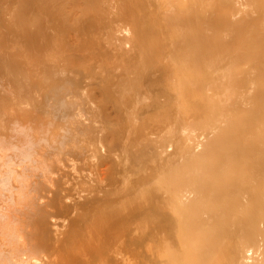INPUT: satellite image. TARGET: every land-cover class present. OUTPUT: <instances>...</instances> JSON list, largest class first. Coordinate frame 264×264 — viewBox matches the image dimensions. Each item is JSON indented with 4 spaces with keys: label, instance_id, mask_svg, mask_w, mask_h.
<instances>
[{
    "label": "bare ground",
    "instance_id": "bare-ground-1",
    "mask_svg": "<svg viewBox=\"0 0 264 264\" xmlns=\"http://www.w3.org/2000/svg\"><path fill=\"white\" fill-rule=\"evenodd\" d=\"M18 1H20L19 3H22L21 4L22 6L19 3H17ZM22 1L23 0H16L15 2L18 5L13 2L18 7L20 5L19 9H17L18 7L13 6V7H15L14 9L16 10V13H18L19 10L21 12L22 8L24 9V6H23L24 5L23 4L24 1L23 2ZM52 1H54V0H49L48 1V2L52 3V4L49 3V4H51V5H49L51 7H52V5L57 6V4L59 3L58 6L61 7L64 4V6L61 7V8H64V7L67 6V4L70 3V0H69V3H67V4H66L67 0H65L63 2H61L62 0H60V1L58 0V3H55V2H57V0H55L54 2H52ZM73 1H74V3H70V5L76 3L75 0H73ZM92 1H94L93 6L95 8L99 6L101 8L98 7L97 8L98 10L99 9L104 10L103 11L104 14H102V13H100V10L98 12V10L96 9L98 14H101L100 16L102 18L101 19L99 17V15H97L95 13L97 17H95L94 19L98 23L94 22L93 21L94 19L91 20V18H92L91 16L90 17L88 16L89 19L85 16V15H88V14L92 15V13L94 14V12H95V11L92 12L93 9H94V7H92V3H90ZM92 1L91 0H87V2L89 4L85 0H81V2H79L81 4L76 3V4L80 5V7L83 6V4H84V7L87 6L88 9H89L88 10L87 7L86 8L82 7L81 10H80V7L76 8V9L80 10V11L78 10L80 13L78 12L79 14L75 15L77 18H80V20L78 19L79 23L75 21L77 18H75V16L72 15V12H73L72 10L74 9V7H72V6L68 5L69 9H70L68 11V13L64 12L65 11L64 9L62 10V9H60V7L59 8L58 7L54 8V6H53V9H55V10L53 12L50 11V12H52V14L47 13L45 11L47 14H50V16L48 15V17H47V14H46V17H47L45 19L46 21H47V19L49 20V17L51 19V16L55 15L57 13V11H60V10H61L60 12L63 11L62 13L58 12L61 15H59L58 13L57 14H58V17L59 16L62 17L61 21H60V19H58V20L60 22H62V24L64 23L63 25L62 24H60V25H62V26L65 25V27H63V28L61 27L63 30L61 28H58V30L60 29L61 32L60 31L56 32L58 34H56L54 32L53 35H52V32L55 30V28H53V26L55 25V27H57L58 24H56L57 21L55 19H57L58 17L54 16L55 19L54 20L51 19L55 23V24L51 23V25L49 23L50 21H47L48 23L46 21H40V19L42 18L41 14H43L44 10H47V9L49 10V9H52V8L48 7V6L47 7L44 6L45 3H46L44 1H43V3L41 1V3H39V4L37 3L38 1L34 2V3H36L37 6L39 5V7L42 8V11H41V8H39L40 11L38 13V7L36 5H34V8H31L32 9L31 11H33V13H34L35 10H33V9H36V13H38V16L40 15L41 18H39L37 16L36 17L39 18V19L35 18L36 13H34V16L32 17L33 19L30 18L31 17L30 16L29 19H27V20L28 21L30 19L31 20H35L34 22L40 21V22H42V24H43V22H45L46 24H48L47 26H49V27H47V29L49 28V32L51 31V29H54V30L51 31L50 35L47 34L49 32H46L48 30L45 31L46 32L45 34H47V36L49 35L48 38L51 37L50 39H52V41H53L52 42L50 39H49L50 41L46 40V43L47 42L49 43V44L47 43V46L48 45L49 46L48 47L47 46L44 47V49L48 48V50H47L48 52L50 51L49 52V56H47L48 55L47 51L46 52L43 51V46H45V44H46L44 42H45V39H47V38H45V39L43 38L42 42L40 41L38 43V41L40 39L39 36H41V35L40 34L39 35L38 34H32V33L36 31V30H34L35 28L39 29V28L35 27L36 25L38 26L39 23L34 24L30 20L29 22L26 21L27 22V25H26L24 19L22 18L23 17L22 15L27 13V12L26 13L24 12L25 10L22 11V12H24V14L23 13H21L22 15L20 13L17 14V16H19V14L21 15L20 16V20L23 19L22 23L24 22L23 24L25 26L21 22L19 23L17 21L14 24V22H13L14 19L19 20V18L18 19L14 18V17L12 18V16L16 14V13H14L15 10L13 9L12 6H10L12 8L11 9L8 8L7 11H6V7H5V9H3V11H5V13H4L5 15L1 13L4 17H6V15L11 17V19L9 17V21H6V20H8V18H4V19H5L6 22H9L8 24H10L11 27L13 26L12 27L13 29H10L9 28L10 25L6 24V22H3L2 23L3 27L6 25L10 29V31L13 32V33L11 32V34H9L10 32L9 33L7 32V31H9V29H7V31L5 30V32L3 34H5L7 32L8 33V37L10 39L12 37L10 42L12 43V41H13V43H14V41H15V43L14 44L12 43V45H15V46L17 45L16 49H15V46H12L11 43H9V42L6 43V41L9 40V39L7 40L8 37H4V39H5L4 42L5 43L4 42L3 43L6 44V45H4V44H2L0 42V44H2V46H0L1 47L0 50H3L2 53L4 51L6 53L9 52V50L11 48V47H9V45H11L13 48H11V51H10L9 54L8 53L7 54L3 53L2 56H4V55L5 56L6 55L9 56L10 55L9 57L8 56H6V57L10 58V60L12 62V60H13L12 56H13V58L17 57V56L15 57V53H17L18 45H19V43H21L19 45V47H20L19 50H21V49L22 50L21 51L18 50L19 54L17 53V55H18L17 59L24 62V61H27L30 58L31 61H29V60L28 61L31 62V63H29L28 67H26L27 65H25V66L23 65L24 68H22L21 64H20L21 62L16 60V59H14V63L12 62L11 67L9 69V68H7V66L11 63L10 60H8V62L7 61L5 62V59L1 60V58H0V60H1L0 61V68L2 67L1 70H0V72H1L0 73V264H264V229L261 230L263 232V234H262V236H263V246L261 245L262 246L261 248L259 246H255L256 247V248L254 247L255 250L258 251V252L253 250L256 254L254 253L253 254L254 256L251 255L252 257H250V256L246 257L245 254H244L246 252V250H247V246L246 245L248 243H250V244L254 243V238H255V237L253 238V236H250L251 232H249V234L247 232L250 229L249 228L250 225L253 224L251 222V220L249 219V217H248V220L252 224L249 225L247 223V224H245L246 227L244 225H240L241 228L244 227V229L243 228L240 229L243 232L242 233L243 236H244L245 233H247L249 236H247V234H245V236L243 237L241 233H240L241 235L237 234L236 231L238 229H236V228H234L233 230L232 229H228V230H231L230 233H232V234L236 232L237 236H235V238L236 237L239 238V239H237V238L234 239L233 238L234 236L232 234L229 235L230 237L232 236L231 239L235 240L234 243H233V241L230 242L231 239L228 236V234H230V233H228L226 230L225 231L223 230L224 232L220 231V229L222 230L224 228V225L226 226V224H224L225 222L222 220V223L224 222L223 226L221 225L222 228L218 226L220 228V229L218 228L219 232L224 233L223 235H221V237L223 236V237L226 238L228 236L229 239H230L228 242L230 244L231 243L232 244L231 245H229L228 243L224 244V242L225 243L227 242L225 240H228V238H226V239L219 238L218 236H215V235H217V234L220 235V233H217V232L214 233V231H213V234H215V235L210 233L211 236L212 237L215 236L216 240L217 239L222 240V243L220 241V242H217L218 244H216L215 243L216 240L213 242V240H214L213 238L211 240V243L213 242L217 246H219L220 243H221V245L224 244V245H227L226 247H229V246H231V247L228 250L229 252H227L225 250L228 254L222 253V252L219 253L218 251L216 252V250L211 253L210 251H208V249L206 247V244H202V242H201L202 241V239H200V237L202 235L201 232H198L197 230H193V228L189 232H187V231H186V233L184 232L186 235L183 232L182 233L179 232L178 228H175V227H177L176 224H174V222H173V221H176L175 223H177V221H178V220H174V219H176V217H174V216L171 217V222H173L171 224H169L166 221L163 222L164 218H161V220H160V218H159L160 214H161L160 211L162 210V206H164L163 202H164V200L166 198L162 197V195H160V193L158 191L160 189V187H161V181H160L161 178H162V176H160L161 170L167 164L170 165V162L173 161L172 160L173 156H175L177 154L179 155V154L182 153L181 154V156H182L181 157L182 158L181 159V163H179L180 166H178V167H180V168L189 167V168H192L193 170H191V172H187L185 174L183 173L184 174L183 175L182 174L183 171H180V174L172 173L173 170L171 168L172 171L168 170L169 172H167L168 174H166L167 175L166 178L164 179V177H163V179L165 180L164 183L167 184V185H170V187L175 185V186H177L179 188H181L182 186H194V185H196L195 187H196L197 190L194 191V194H192L191 192L190 193L193 195L194 198L199 199L202 196H204V193H206L208 196H214L216 194V191H218L221 194H224V193H222V191H224L226 186L230 185V184L227 183V181L228 182L230 181V177L232 175L229 176V175L223 174V172L219 168L220 165H223V164H221V159H223V157H221V156H220V158L217 159V162H215V164H211V166H205L206 167V171L202 172V170H198V168L201 165L204 166V164L207 165L209 163L208 162L209 161L208 160L209 154L211 155L212 153H214L216 151L222 152L221 150H223L225 148L227 149V151H235V154H236V151H237V153H241L242 154L241 151L238 152L240 150L241 146H242V148L245 147L246 152L248 151L247 153H249V151L251 153L255 152V154L257 156V157L255 156V162H258L259 161L258 155L262 151L264 153V135H263L264 134V127L262 126V125H264L263 124L264 122H262L260 120L261 117L259 118V116H260L259 114L261 112L258 109V106H259L260 103L263 104V106H264V11L263 12H261L260 10L257 11L256 8H255V11L258 13L257 16H255L256 15L255 11L252 10L253 13H255V14H253L251 12V10H249L250 13H247V16H245L243 18H240V19L238 18V21H231L232 16L234 15V13H237L240 10H242L241 8H240V10H239V8H237L239 10V11L237 10V12H232V10H231V12L228 11V13L226 12L225 14L220 12V11L222 10L223 7H224L223 10L225 8L227 10L228 6L229 7L231 6L230 8L232 9L233 6L234 7L236 6L235 4L237 3V0H218V1L216 0V3H214V4L219 5L218 3L221 1L220 2L221 5H223V4L224 5L223 6L219 5L220 8L218 6H216L217 7L216 10H215V7H213L214 9L212 8L209 11L207 9L206 10L207 16H206V14H204L205 11L204 12L203 11L202 12L197 11V12H200L201 14L203 13V15H205V16H203V15H201L199 13H196V10L194 9V7L195 8H197V7L195 5H194V7L192 6L193 4L197 5V2H195V3L193 2L195 0H192V1H190V0H186V1L185 0L184 1L181 0L182 1V5H184L183 8L185 10L182 9V10H184V12H180L181 10L177 6L180 1H178V0H162L164 2L162 3V6L160 7L161 10L160 11L156 10V13L153 12L155 10L152 11V9H154L152 5H153L155 0H153V1L148 0L149 1V5H148V1L146 0L147 2L143 1L145 3L146 7L143 8V6H144L143 5L142 6V10H139V12H141V11L143 12V10L147 8L149 10L151 9V11L153 13V14L151 13L152 15H154V13L158 14V17H161L160 22L158 20V23H157L156 19H154L155 20V24H159V28H158L159 31H157V33L161 32L162 34H165L161 30V29H164V27H165V29L166 28L169 29L168 32L170 31V33H171V34L169 33L170 34V38H168L167 34L163 35L164 37L167 36V37L163 38L162 34L160 35V33L158 34L160 36L158 37V35H157V38H156L155 37L156 35L154 36V34H153L154 32L153 31H151V32H153L152 35L154 36V38H153V36H152V38L148 37L151 34V32H149V34H148L147 31L149 30L148 29L149 26L151 27V24H152V27H154V28L151 27L150 30H152V29L154 30L155 29L154 30L155 32L157 30L155 28V26H153L154 22L151 23L152 21H154L153 18H156L157 15H155L156 17L153 16L151 22H149V21L148 22H144V21H147L146 19L149 17V14H148V16H145V15H147L148 12H151L149 10L147 11V9H146L147 12L144 10V12H146V14L140 13V14H143L145 16V18H143L144 17L143 15H142L143 17L141 16L143 18V19H141L142 23L139 22V20H134L133 19L136 23H139L140 25L141 24H143V25L145 24L146 25L145 26L146 27L145 31L147 33L146 32L144 33V31L142 29L143 25H141V26L139 25V27H135L137 25L131 19V20H128V21L129 22L131 21L133 23V25L131 27L132 23H130V24L128 23L130 25L129 29L130 28L131 29L129 30L130 34L127 35L129 37L127 38V36H123V35L127 34V31H126V34L123 33L124 29L121 30L122 31L121 36H117V34H115V32L117 33V31H118V29H120V27L126 25V24L125 25L123 24L124 21L127 22L126 19L120 20V18H121L120 16L123 15V17H124V15H125L124 13H126V12H123V10H125V8H122V7H124V5L126 6L127 3L123 2V0H118V2H116V3H118L117 5H119V4L122 5V7H120L121 9H119V10H121V14H120V11L118 10L119 6L114 5V7L119 11V12H117V10L114 9L113 5H111V3H109L111 0L110 1L107 0V1H109L108 4H107L106 0H104V1H106V4H105V2L103 0H98V1L97 0L96 1L92 0ZM99 1H100V3H101V1L104 2L105 6H103L102 3L101 4L99 3V5H98L97 3ZM114 1H117V0H114ZM133 1H135V0H132V3H133ZM187 1H190V2L187 3ZM77 2H78V0H77ZM82 2H85L86 5H85V3H82ZM95 2H96L97 5L95 4ZM119 2H123V3H119ZM143 2H139V3L142 4ZM151 2H153V3H151ZM222 2H223V4H222ZM245 2L246 1H244V4H245ZM136 3H138V2L136 1ZM160 3H161V1H160ZM239 3H241V2H239ZM41 4H43V5L41 6ZM133 4H135V2ZM200 4H202V3H200ZM204 4H206V3H203V5ZM251 4H249V8L248 9L251 8ZM263 4H264V2H263ZM101 5L103 6V8L104 7L105 8L103 9ZM109 5H110V8H108L109 9L108 10L107 7H109ZM150 5H151V8H150ZM189 5L192 6V7H190ZM43 6H44V8H43ZM127 6L129 7V5H127ZM133 6L134 5H132L131 7H133ZM137 6H138V4H137ZM159 6H160V4H159ZM176 6H177V8H176ZM185 6H186V8H185ZM187 6H189L190 8L189 7L187 8ZM32 7H33V5H32ZM70 7L73 8V9H71ZM90 7H92V11L90 10ZM128 7H127V9H128ZM131 7L129 9H131ZM154 7H155V5H154ZM254 7H252L251 9H253ZM156 8L157 7H155V9ZM202 8H203V6H202ZM29 9H30V7H29ZM83 9L84 10L86 9L89 13L87 11H85V13L83 12L85 15L82 16L81 11H83ZM105 9H106V13H105ZM110 9H114V11L112 10L113 12L110 13L111 15L108 17L107 14L111 11ZM129 9H128V13L131 12L130 14H132L131 16L133 18H134L133 15H136L135 19H139L140 18V16H139L140 14L139 13L133 14L134 13L133 10H135V9H133V10H129ZM193 9L195 10V12H192L193 13L192 14L193 17H192L191 14L189 15L188 13L191 12V11H194ZM248 9L246 8V12L248 11ZM8 10H9V12L10 11L11 12L9 13ZM67 10H68V8H67ZM115 10H116V13H115ZM212 10H215V11H212ZM244 10L245 9H243L242 11H244ZM90 11H91V13H90ZM168 11H172L171 14H169ZM6 12H8V13H6ZM45 12H44V14H45ZM70 12H71V14H69ZM74 12L76 13V10ZM74 12H73V14H74ZM223 12H225V11H223ZM64 13H66L65 16L63 15ZM117 13L120 14L119 15V19L117 18V15H118ZM195 13H196V15H195ZM242 13H244V15H246L245 12H242ZM10 14L11 15L13 14V15L11 16ZM95 14L92 15V16L94 17ZM114 14H117V15L113 16ZM130 14H129V17H131ZM198 14H199V16H198ZM67 15H69V16H67ZM102 15H104L103 16L104 18L102 17ZM200 15H201L202 18L200 17ZM237 15H238V13H237ZM26 16L27 15H25V17ZM66 16L68 18V21L70 20L69 18L71 16L72 22L74 21L76 23L74 26L71 25V24H70L71 25L70 26L69 23H68V25L70 27L68 25L67 26H68V28H70V30H71V28L72 29L74 28L76 30L77 27H78L77 24L82 23L81 24L82 26L80 27V25H79L78 29H80L81 31L84 29V32H82V34L84 36L82 34L81 35L78 34V29L76 31L74 29H73L74 31L72 30L73 31V36L77 34L78 37L82 36V37L85 38L87 35L84 34V33H86L85 31L88 30L89 31V32L87 31L88 35H90L92 33L91 34L92 36L91 35L90 36L93 38V40H95V38H96L95 41H97L99 39L98 38L99 36L101 38V36L104 34V31L106 32V30L109 29L108 27H109V25H111L110 24L111 20L109 21V19H110L111 16L116 18V19H118L116 21L120 20L119 22H121V21L123 22V23L121 22V24H123V25H121L118 29H115L120 24L117 27L112 28V27L116 26V25L112 26L113 25L112 22L115 23L116 21H114L115 20L114 18L113 19L111 18L113 20L111 22L112 23V25H111L112 27L110 26V29L108 30L111 33L110 32L108 33V31H107V33L104 34L105 36H108V37L107 38L105 36L102 37L103 41L100 42V46L103 45V42H106V44L108 42V44L110 43V45H111L110 47L111 48L113 47V48L111 49L105 44L104 45L105 47L103 49H100L99 51L102 52V50L104 51V49L108 47L109 50L111 51V53H113V56L110 55V54H106V56L110 55L113 58H115L116 61L114 59H112V60H114V62L117 63V61H118V63H119L120 56H122L124 58L121 57L122 58V60L120 61L121 64L124 63L125 61H126L125 63H127V61H128V63H129L128 65L129 66L128 65L127 66L129 67V69L131 68L130 63L134 65V67H133V65H132V67H133V69L135 71L133 70V72H131L132 70L130 71L128 68H126L127 66H126V64H124L126 70L128 69L129 71H127L128 72L127 75L124 78L121 77V79L128 78L127 81L121 80V79L119 80L116 77L115 78L117 80L115 81V78L114 79L112 78V80H114V81H112L111 79H107L106 78V74L104 76L101 75L103 73L102 72L103 69L105 68V67H103V65L105 63L102 66L99 63L101 61L105 62L104 60H106V59L102 60L103 58H101L100 59L101 61L96 60V58H94V57H97L98 55L96 56V53H95V55L92 56L95 59L94 63L96 61H99V63L96 64V66H95L94 63H93L94 59L90 58V56H89L90 54L92 55V53L89 54V52H88L89 55L86 53V51L89 50L88 48H90L91 46L87 45L89 47L86 48V50H85L86 44L84 43L81 46L79 44V43H83V41H84L83 38H82L83 40L81 38H79V39L77 38L79 43L76 41L77 44H79L80 51H79V49L77 47L78 45H76L77 49L73 45V44H75V43H73V42H75L73 40H76V39H73L72 40L73 42L71 43L70 42L71 40L69 39L70 40L69 41L66 38V40L69 42V43H67L65 38L64 39L61 38V37H63L65 35V33H67V34L70 33L69 29H68L69 32H68L67 29L65 30V28H67L66 27L67 22H66V24L64 22V19H65V21H67ZM54 17L52 16V18H54ZM195 17L197 18V20H196ZM198 17H200V18H198ZM82 18H84V20H81ZM105 18L108 19V20L106 19L108 21L107 23H106V20L104 21ZM127 18H128V16H127ZM36 19H37V21H36ZM62 19H63V21H62ZM193 19H194V21H193ZM25 20H26V18H25ZM41 20H43V18ZM87 20L93 21L92 24L89 21H87ZM148 20H149V18H148ZM195 20L198 21L199 23L198 22L196 23ZM59 21H58V23H59ZM81 21H83L84 23L81 22ZM85 21H87V22H85ZM69 22H71V21H69ZM74 22H73V24H74ZM99 22L100 23L104 22V24L105 23L108 24L107 29L102 27L103 29H105V30L102 31V28H101V25H99ZM45 23H44V26L46 25ZM86 23H87L88 26H91V25L95 26L96 24H98V26H100V27L98 28L96 26V29L98 28L97 30L100 31V32H98L95 29L94 26L86 28L87 26L86 27L84 26ZM118 23H115V24H118ZM148 23L149 24L151 23V24L148 25ZM179 23H180V25H178ZM194 23H196L197 26ZM12 24H14L15 26L18 25L16 27L17 29H14L15 26L12 25ZM21 24L23 25L24 28L22 27ZM30 24H33V25H30ZM106 24L104 25V27L107 26ZM60 25H58V26L60 27ZM182 25L185 28L183 31L180 30L181 29L180 26H182ZM31 26H33L34 29L33 28L31 29L30 28ZM75 26H76V28H75ZM178 26L180 27V29H179ZM190 26H191V29H190L191 32L189 30V32H190V34L188 33L189 36L187 34H186L187 36H185L184 33H187V32H185V30L187 31V29L190 28ZM192 26H195L194 28L196 30L194 29V32H193V27ZM50 27H52V28H50ZM82 27H85L86 30H85V28H82ZM89 28H91V30H92V28H94L95 30L93 29L92 31H90ZM111 28H112V30H111ZM23 29L29 30V31H25L29 35L28 38H27V35H26L27 33L23 34L24 36H22V38H19L20 37V32L22 34L23 31H24ZM177 29H179V32H181V31L182 32L178 33V31H176ZM80 30H79V32H80ZM219 30H223L222 32H224V30L225 31L227 30L228 32L226 31L227 33L225 34L226 35L225 38L226 37H227V39H228V37L230 38L229 40H227L228 42L226 40L223 43L221 42V44H222L221 47L219 46V42H218V39H217L218 37H216L214 35L210 36V32H214V31L221 32ZM39 31H40V29L37 30V32H39ZM64 31H67V32H64ZM165 31H167V30H164V32ZM1 32H3V31H1V29H0V35H1ZM37 32H35V33H37ZM62 32L64 33V35L62 34ZM192 32H193V34H191ZM29 33L32 34V36ZM39 33H41V32H39ZM71 33H70V35H71ZM98 33H100L101 35L100 34L98 35ZM141 33L142 34L144 33V35L148 34V36H147L148 38H146V40H145L143 35H141ZM157 33H155V34H157ZM15 34H16V36L18 35L17 38L19 40L16 39V36H14ZM45 34H43L42 36H45ZM55 34H56V40L58 39V37H60L61 35L62 36L59 38V40L56 41V40H54L55 39L54 38ZM109 34H111L110 35L111 39L112 38H114V39L117 38L118 39V40L115 39V40H117L118 44H119V41H120V44H121V40L123 41V38L126 37L127 38L126 41L124 40L122 43L123 44L124 43H128L127 46H131V47L129 48V47L125 46L126 48H124L123 45L122 46L120 44L118 45L116 42H114V44L109 42L108 40H111V39H109ZM216 34H218V33H216ZM2 35H1V37L3 38L4 35L3 36ZM11 35H13L14 37L11 36ZM34 35L39 37V38L36 37L38 40H36L35 37H33ZM97 35H98V37H97ZM182 35H184V36H182ZM30 36H31V38L33 40L30 38ZM67 36H65V37H67ZM73 36L72 37L70 36L69 38H73ZM120 37H121V40H120ZM182 37L183 38L185 37V39H183ZM186 37H187V39H186ZM90 38L88 36L87 40H89V41L92 40ZM26 39H28L29 41L27 42ZM34 39H35L36 43L38 44L37 48H35V47L33 48L31 46V45L34 46L36 44V43H33V42H35ZM102 39H100V40H102ZM182 39H183V41H182ZM3 40H1V41H3ZM21 40H23V41H21ZM60 40H65V42L67 44L73 45L75 50H74V48L72 50V48L69 47V48H71V49H69V51L71 50V52L78 51V53H81L82 50H83V53H81V55H79V57L80 56L81 57L80 58L78 57L79 60L76 58L77 59V61H76V59L74 57V56H77L78 53H77V55H75V52H73L74 53V56H73L74 58H73L72 57L73 54L72 53H70L72 55L69 54L68 48H66L67 49L66 51L68 52L67 56H66V54H65L66 52L64 51L63 48H65V46L67 44L64 43L65 45H62ZM93 40H92V42L94 43ZM100 40H98V41H100ZM25 41H26V43H24ZM30 41H32V42H30ZM58 41H60V42H58ZM113 41L114 40H112V42ZM55 42H57V43L62 45V47L60 46L59 49H62L63 53H62L61 50L60 51L58 50L57 44H55ZM235 42H236V44H235ZM8 43H9V45H8ZM28 43H31V45H29V47L27 46ZM42 43H44V45ZM22 44H24V45L26 44V46L28 48H30V46H31L32 47V51H31V48H30V52H32V53H29L28 51L26 53V49L25 50L23 49L25 47ZM96 44L99 45L98 42H96ZM41 45H42L41 48H42L43 52L41 51V53H40V51H38V48ZM83 45H84V49L81 50V48H83L82 47ZM232 45H237L238 46L236 51H235V49H234V47ZM5 46H6V50L4 49ZM50 46L53 47L54 51L52 50V48H50ZM7 47H9V48H7ZM96 48H99V47H95V48L91 47L90 49L93 50L92 52L94 53V52H96ZM232 48H233L234 52L231 51ZM35 50H37L38 52L37 51L35 52ZM112 50H114V51H112ZM51 51H53V52L51 53ZM55 52H57V53H55ZM101 52H100L99 56H101V54H102ZM104 52L108 53V51H104ZM41 54H43L42 58L40 57ZM64 54H65V56L62 57ZM68 54L71 57H69ZM37 55H38L39 58H37ZM44 55H45V57H44ZM102 55L105 58V56H104L105 54H102ZM65 57L73 58V59H75L76 62H74L73 59H72V61H73V62L71 61L72 64L65 63L67 61L70 62V60H71V59L67 60ZM64 58H65V60H63ZM39 59H40V65L38 64L39 63ZM45 59H47L49 61L53 60L52 62L51 61L49 62L51 64V66L48 63V61L45 63L46 65H42V69L44 68L43 66H45V68L47 67V65L50 66V67L45 69L46 73H45V71H43L44 69L42 70L41 68H39L41 66L42 61H44V62L46 61ZM90 59H92V61H90ZM203 60H206V61L208 60V61L207 62H205V61L202 62ZM4 62H5V65H4ZM44 62L42 64H44ZM88 62H91V64L90 63L89 64L93 65V67H94L93 70L94 71L93 70L92 71H93L94 74H95L96 70L99 71L100 68L101 69L103 68L102 71L100 70V72H96L98 75L97 76L94 75L95 77L92 76V75H91L92 76L91 77L89 75L90 73H88V75H86L87 71L91 72V71L88 70L90 68V65L87 66ZM114 62H112L111 63L112 65H110V66H113V68L111 67L113 70H115V67L121 66V64L119 63L120 65H117V66L114 67V65H113ZM201 62L205 63V64L201 65ZM26 63H28V62H26ZM74 63H76V64H74ZM109 63H110V61H109ZM219 63H221V66L218 65ZM1 64L4 67H6L8 70L5 68L6 69V71H5V69L3 68V66ZM15 64H18V65H15ZM240 64H243V65L246 64L247 67L242 66ZM38 65H39V67H38ZM107 65H109L108 62L105 65L106 69H108ZM85 66L89 67L88 69L86 67V70H87L86 72H85V69H84ZM218 66H219V68H217ZM76 67H78V68L76 69ZM121 67H123V66H121ZM200 67H202V68H200ZM79 68L81 70L82 69H84V70L80 71ZM111 68H109L108 70H110ZM204 68H205V70H207V68H212V69L216 68L217 71H216V69H213V70H215L217 75L214 76V77H209L207 75H194L192 73V70H202V69L204 70ZM48 69H49V71H48ZM106 69H104V70H106ZM120 69L121 68H119V70ZM137 69L140 70L139 73H138L139 70L137 71ZM218 69H221V70L218 71ZM17 70H21V73L17 72ZM36 70H38V72L41 70L43 74L40 71V73H41V75H40V73H38ZM52 70H53V72H52ZM64 70H66V71H64ZM71 70H73V72ZM76 70H79V71H76ZM123 70H125V69H123ZM144 70H146V73H145ZM150 70L151 71L152 70H157V71H155L156 74H157V72H159L158 70H167V72H162L161 71V73L159 75H156V77H154L153 75H150V74L147 75V72L150 73ZM231 70H232V72H231ZM233 70H237V71L234 72ZM31 71H33V72L31 73ZM69 71H71L72 73L69 72ZM136 71H137V75H138L137 78L135 77V74H134V76H133V78L131 80L130 78L132 76L129 77L128 76L129 73L131 74V73H134ZM142 71H144V72H142ZM66 72H68L70 74H66ZM74 72H76V74ZM77 72L78 73L85 72V75L83 73V76H84L83 77L84 78L83 81L84 82L82 81L81 78H79L80 74H79V77L75 76V75H78ZM233 72H234V74H237V75H238V72H239V76L234 77ZM93 73H91V74H93ZM104 73H106V72H104ZM151 73L154 74V72H151ZM63 74H66V76L69 75L70 77L73 76L74 78L72 77V79H75V80H72L70 77L69 78L72 81L70 79H66V77H64V79H63L62 77L65 76ZM86 76H90V77H86ZM98 76H99V78H96ZM101 76L105 77L104 79H106L107 81L109 80V83L115 82V84L113 83L115 85V87H117V89H122L123 91H126L125 93H128L127 91L133 92L132 94L130 93L133 96L136 92L137 93L138 92H144L143 94H145V95L148 94L147 97H149V99L153 98V100H155L156 103L158 102L157 104H160V105H158V107L157 106L155 107V105L153 107L150 106L154 102L153 103L151 102L152 104L151 103H147L149 105H147L146 107H141V104H140V106H137L135 108V105H134L133 106L134 109L132 111L124 112V111L121 110V112H119V113L117 112V109L114 108V109H116L115 110L116 113H118L117 117L115 116L116 113L114 112V116H110V118L112 117L113 118V119L111 118L112 121L114 120V121H116V123H120V124H116V127H117L116 128L114 122L113 123L109 122L110 125H112V126H109V128H108V125H107L106 128H105L104 127L105 125L104 126L100 125L101 122L98 120L99 118H97V117L100 116L101 118L105 119L104 118L105 113H104V116H103V113L100 114V110H96L95 111L93 109V107H92V109L94 111L91 110V109H90V112L88 111V108L89 107L91 108V105L90 106L88 105V104H90V103H88L90 101V96L91 97L94 96L92 93H93V87L95 85H93V87H92V84H94V82H96L95 84H98L97 83L98 81H96V80L102 78ZM88 78L89 79L91 78L90 80H92V81H90ZM94 78H95V81H94ZM134 78H135V80H133ZM85 79L87 80L86 83H85ZM107 81H105V82L103 81L104 84L100 83L99 87L105 88L106 87L105 84H108ZM89 82H91L92 84L89 83ZM99 82H102L101 79H100ZM85 84L86 85L91 84V86H88V87H90V89L87 90L86 92H85L86 89L83 90V88L86 87ZM102 84H103V86H101ZM229 86H232V87L236 86V88H239V89L242 88V91H241L242 95L240 94L241 95L240 96L241 97V105L244 104L245 107H243V108L245 109L247 107V109H249V112H250L248 114L249 115L248 119H246L245 121L237 120L236 122H233V123L228 122V128L227 127H226V129L222 128V130H219L218 133L217 132L213 133V134L211 133L212 135H205L204 139L201 140V141L199 139H197V138H194V136H192L191 134H189L187 132H183L184 130L183 131L181 130L182 132H178V133L176 132V134L175 133L174 134L173 133H170V134H159V135H157V137L154 135L155 136L154 139H153V137H151L152 139L150 137H149L150 139L148 138V136L152 135V133L151 132L150 133H146V127L147 126L146 127H144V126L148 125L149 123H151L152 119L151 118L149 119L150 122L148 121V119L146 120L147 116H145V114L146 113L149 114V115L152 114V113L157 114L156 111H158V110H154L155 108L160 109L161 105H162V107H164V109L166 110L172 104L175 106L176 103H178L180 101H184V103L182 102L183 105H185L187 103L191 104V102H193L194 105H195V110L194 111H199V109L201 108L200 105L195 104V103H197L195 101V99H198V98H195L193 96L195 91L205 92V90H207V91H210V92L211 91L214 92L212 94L209 93L208 95H203V96L201 95L202 96L201 98L204 101H206V104H207L206 105V109H207V119H208V121L210 123L209 125L216 126L217 124L219 125L222 121H224L226 119L228 120L227 116H225V113H224V107L222 105L220 106L223 97L220 98L218 96H219V93H220L219 92L220 88L224 89V88L229 87ZM88 87H86V88H88ZM111 87H113V86H111ZM2 88H3V90H2ZM16 88H18V89H16ZM102 88H101V90H102ZM233 88H235V87H233ZM15 89H16V91H14ZM81 89L84 92H81L82 91ZM114 90H116V89H114ZM122 90H119L118 92H120ZM33 91H35L36 93L33 92ZM88 91H89V93H88ZM162 91H164V92H162ZM28 92H30L29 93L30 95L28 94L29 95L28 97H30L31 95L33 96L32 99H31V100H33L32 103H31V100H29V102H28V97H26V94ZM31 92L33 94H35V95H33ZM76 92L77 93L79 92V93L77 94ZM158 92L160 94H154V93H158ZM102 93H103V90H102ZM161 93H163V96H162ZM164 93H166L167 95L164 94ZM239 93H240V91H239ZM89 94H91V95L89 96ZM130 94L128 95V97H131V98H128L127 94L126 95L124 94V96L127 97V98H124V102H125V99L126 100L130 99L129 102L127 101L128 103H130V101H131V103L134 102V100H132V96ZM140 94L141 93H139V95ZM98 95H101V94H98ZM115 95H117V94H115ZM121 96H123V94ZM121 96H119V97H121ZM134 96L136 97L137 101L141 99L140 96H139L140 98H138L136 95H134ZM101 98L103 99L104 95ZM226 98L227 99H231L232 95H228ZM86 99L88 100V102H87ZM97 99H99V98H97ZM97 99H95L96 103L97 102H101V101H99L100 99L99 100H97ZM115 99H117V103H119V101L122 100V99L118 100L117 96H116ZM202 99H199V100H202ZM103 103H106V98H105V102L103 101V102H101V104L100 103L99 104L102 105ZM109 103H108V106H109ZM139 103L140 102H138V104ZM110 104H112V103H110ZM121 104L119 103L120 107H121ZM124 104H123V107H124ZM28 105H30V106H28ZM87 105L89 107L86 110ZM143 105L144 104H142V106ZM163 105H165L167 107H165ZM105 106H106V104L103 105V107H105ZM114 106H115V104H114ZM263 106H262V108H263ZM123 107H122V109H123ZM128 107H130V106H126L125 108L127 109ZM139 107H140V109H138ZM179 107L180 106H178V108H177L178 109L177 112L174 111V110H172L174 112L167 111L168 109L166 110L167 112H164V110H162L163 111V115L165 113V115L168 117V115L173 114V115H171V117H169L170 118L169 121L171 120L170 122L173 123L174 121H176V119H174V118H177L174 115L175 112L177 114L182 112V110ZM99 108H101V107H99ZM110 108L112 109L113 107H110ZM110 108H109V110L112 111L113 109L111 110ZM149 109H152V111H151L152 113L150 112ZM161 109H163V108H161ZM206 109H204V110H206ZM105 110H107V109H105ZM109 110H108V112H106V115H107V113H109ZM91 111H93V112H91ZM103 111H101V112H103ZM153 111H155V112H153ZM162 111H158V114H159V112H161L159 114V115H161ZM190 113H191V111H190ZM82 116H83V118H82ZM183 117L184 116H179L178 118H183ZM155 118L157 120L160 117H158V118L155 117ZM95 119H97L98 122H100V123H98L97 120H95ZM129 119H131L132 123L134 122L133 125L135 124L133 126L132 123H131L132 127H135L132 130L133 131L132 132L133 136H131L129 134L131 137L128 135V133L132 129L131 126L128 124V123H130ZM139 119H142V120H139ZM143 119H145V120H143ZM94 120H95V122L98 123V125H100V127L101 126L104 127L103 128V132L101 130L102 127L100 128L97 125V123H94L95 125H93ZM106 120L107 119H105L104 121H106ZM126 120H127V124L129 126H127V124L126 125L124 124ZM137 120H139V121H137ZM262 120H264V119H262ZM140 121H141V123H140ZM144 122H145V124H144ZM207 122H205V123H207ZM86 123H88V124H86ZM106 123H108V121H106ZM203 124H204V122H203ZM123 125H125V128L120 130V128L123 127ZM126 127H128V128H126ZM262 127H263V130L262 129L261 130L263 132H261L262 133L261 134L259 132L261 130H258V129H260ZM97 128L98 129L100 128L102 133L99 132V130ZM143 128H145L144 129L145 132L142 130ZM213 128H215V127H213ZM108 129L110 131H112V133H114L113 136H111V134H109V133H106V135L109 134V136H111V138L109 137L111 140H109V138L107 137V140H109L108 141L109 143L105 140L106 137H104L105 136V131L108 130ZM127 129H129V130L127 131ZM148 129H149V127H148ZM123 130H126V131H124L122 133ZM156 130H157V128H156ZM139 131H141V132L143 131L144 134H147V135L149 134V135L145 137V136H143L144 135L143 133H141V134L138 133ZM158 131H160V130L158 129ZM97 132H99L100 134H102L104 136L102 137V135H100ZM106 132H108V131H106ZM96 133L99 136H101L99 139H98L99 136L96 135ZM135 133L138 134V137L143 136L142 138L145 137V138H148V139L146 141L144 140L145 142L141 141L142 142V144H141L140 141L138 142L136 140V139H138V137L136 136ZM232 133H233V135H232ZM94 135H96V137L97 136L98 137L95 138ZM230 135H231V137L229 138ZM80 136H82L83 141L86 140L85 138L88 136V140H86V141H88V143L86 141H85L86 143H84L83 141H79V137ZM233 137H234V140H233ZM93 138L96 139V140L93 141ZM228 138H229L230 141L228 140ZM242 139H244L243 143L246 142L245 145H243L242 142H240ZM133 142L134 143L138 142L139 143L138 144L139 147H137V143L134 145ZM103 143H105V144H103ZM81 145H83L84 151L86 149L90 150L91 153L88 152V150H86L87 152H85L84 154L87 155L89 153V156L88 155L87 156L85 155V156H86V158L87 157L90 158L89 160L91 162L95 163V164H91V165H96V163L98 165L101 164V163L104 164V162H106L105 160H107V162L109 163V165H110L112 170H110L107 166H105L107 163L104 166L107 167V169H109L108 171L109 172L111 171V173L113 174L112 180H111V176H109L110 174H108V172L105 173V176H107V174H108L109 180H107L108 179L107 177H105L107 179H105L103 177L104 176V172L107 171V170H106V168L104 169L100 165H99V169H98L97 165H96L97 167L94 166V169H98V170H100V172H96V170L93 172L92 170H94V169H91V168H93V166H91L89 164L90 161L87 163L86 161H84L86 159H83V158H77V157L74 158V159H72V157H71V159L69 157H68L69 159L67 158L66 154L71 153L72 151H74L75 148L78 150V152H77V154H78L79 150L81 149ZM90 145H93V146H91V147H93V148H91L92 151H91V149H89ZM104 145H106L107 149H105V148L101 149L100 148L102 146L104 147ZM117 147H118V149H119V147L122 148L121 149L122 151H120V149H119L120 154H122L121 152H123L122 156L116 157L117 154H118L117 153L118 152ZM104 149L107 150V151L105 152ZM99 150H101V151H103L105 153L102 154V152L101 151L99 152ZM219 152H217V153H219ZM244 152H245V150H244ZM93 153H94V155H93ZM225 153L227 154V152H225ZM247 153H245V154L243 153V155H246ZM257 153H259V154H257ZM263 153L260 154L261 158H264L263 157L264 156ZM90 154H92L93 156L91 157ZM98 154H101V156L98 155ZM199 154H201V155H199ZM252 155H254V153H252ZM261 155H263V156H261ZM75 156H76V153H75ZM96 156H98V158L100 157V159L98 161L95 158ZM247 156H248V158L250 157L248 154H247ZM80 157H81V155H80ZM93 157L95 158V160H94ZM88 158H87V161H88ZM243 158H245V157H243ZM243 158L242 159L238 158V160H242V163H243V162H245L247 160V159H245V161H244ZM155 159H156V162L158 164L155 162ZM250 159H254V157L253 158L250 157ZM68 160H70L71 162L65 164V165H67L66 168H68V167H72L73 168L74 166L77 167V169L73 168V170L75 169L74 173L76 174L75 175L76 177H74L75 179L77 177L79 178V176H81V178H82V176H84L82 173L87 171V170H85L84 172L80 173V171H79L80 170V166L78 168L79 160H80V165L83 162H86L87 166H90V169L88 167V171H87V172H89V171L90 172L89 173L86 172V174L93 173V174H90L93 177V179L90 178V180H89V178H88V180H86L88 176L86 178H82L81 181L80 180L78 181V178H77L76 179L77 182H76V180L74 178L73 179L71 178L74 181V186L72 185L74 188H76V186H79V184H80L79 182H81L82 184L84 183V186L87 185V184L90 185V187L88 186V188L91 189V191L89 192V189L86 188L87 186L85 187L86 190L83 189L84 188L83 186H80V187H82L83 190L81 189L82 191H79L80 190L79 189L77 193H74V196H75V194L77 195L79 192H80V194H79L80 196L82 194L85 195V194H87V191H88L87 196L90 193V195L88 197H90L91 193L94 192L95 193L94 194L95 197H98L97 199L96 198L94 199L93 197H90L88 199L87 196L85 195L87 200L83 199V197H82V199L85 200V201L81 202L82 204L80 206V203H78L79 201H77V200H79V196L78 195H77L78 199L76 200L77 201L76 202V201H74L75 200L74 198H76V197L73 198L70 195L73 199L71 197L67 198L66 195H69V194H67L68 192L67 191H66L67 193H64V192L62 193L61 192L62 188L65 189V187L68 188L67 186L71 185V182H68L69 179H70V176H68L69 179H67V177H66L67 173L69 174L70 171L68 169L64 168L65 165L63 166V164L65 162H68ZM82 160H83V162H81ZM256 160H258V161H256ZM149 161L152 162L151 164H153L155 162L152 165V167H150L151 170H149V167H148V166H150ZM250 161H251V164H253L252 160H250ZM262 161H264V160H261L260 162H262ZM62 162H64V163H62ZM166 162H167V164H164ZM233 162L234 161L232 160V163ZM238 162H236V164ZM247 162H248V160H247ZM58 163L62 164V165H60L61 168H59V166H57ZM263 163H261V165H263ZM103 164H101V165H103ZM155 164H156V166H154ZM181 164H182V166H181ZM233 164H235V163H233ZM246 164L244 166H246ZM251 164L249 163V165H251ZM249 165H248V167H249ZM236 166H238V165H236ZM254 166H255V163L253 164V167L251 166V168L253 169ZM83 167H85V166H83ZM153 167H154V169H153ZM259 167H260V164H259ZM72 168H71V172H73ZM100 168H103V169H100ZM143 168L148 169L147 172H145L146 170H144ZM173 168L175 169L177 167H173ZM218 168H219L220 171L217 170ZM232 168H230V171L233 170ZM236 168L238 169V167H236ZM242 168L244 169V167H242ZM242 168L240 167V169L238 171H241ZM65 169L67 170V173L63 172V170H65ZM165 169H163V170H165ZM249 169H250V167H249ZM257 169L254 168V171L252 170V172H255V170H257ZM52 170H53V172H51ZM82 171H83V168H82ZM71 172H70V175H71ZM139 172H141V173L139 174ZM142 172L143 173L145 172L146 174H142ZM175 172L179 173L177 171H175ZM184 172H185V170H184ZM54 173H57V176ZM98 173L100 175L99 178L101 177V175L103 173V175H102L100 180L97 179ZM236 173H238V172H235V175H236ZM242 173L243 172H241L240 174H242ZM257 173L258 174H256V176L259 175V174H262V173H263L262 175H264V170L262 171V168H260V170ZM50 174H52L53 178H51ZM240 174H238V175H240ZM248 174L251 175L252 173L251 172L248 173V171H247L246 175H248ZM95 175H97V176H95ZM227 176H228V178H227ZM242 177H244V175ZM94 178H95V182H96V179H97V183L98 184L94 183ZM253 178H255V175L253 176ZM83 179L85 181H87V183ZM102 179H103V181H102ZM133 179L136 180L137 182H135ZM261 179H262V177H261ZM261 179L259 177V179L256 180L257 182H259V185L261 183L260 182ZM263 179H264V176H263ZM263 179H262V181H263L262 182V186L259 187V191L256 190V187H255L256 185L255 184H254V188L255 189H253L251 187L252 191L253 192L255 191V193H257V195L255 193L254 194L253 193L252 194H248L247 192H245L246 193V197H247V194H248V195H251L250 196L251 198H252V195H255L253 197L259 196V198L256 197V198H258V200H256V201H259L261 199L260 206L258 205L261 208H259L258 210H255L256 207H257L256 204L255 205H254V203L251 204V205L254 206L255 209L250 206L251 207V211H256V212H254V214H256L257 212H262V211H259V210H264V180ZM105 180L107 181L106 184L109 183L108 184L109 188L107 186L105 188V190H101L106 185V184H104ZM233 180H234V178H233ZM236 180H237V178H236ZM249 180H251V178H249ZM254 180L255 179H253V181ZM88 181H90V184H89ZM91 181H93L94 186H92L93 183ZM131 181L132 182L134 181L133 185L131 184L132 183ZM239 181H240V179H239ZM244 181L243 182L240 181L241 182L240 185H242V183H243V186H242L243 189H244ZM100 182H101V184H100ZM164 183H163V185H165ZM254 183H255V181H254ZM82 184H80V185H82ZM171 184H173V185L171 186ZM226 184H228V185H226ZM246 184H247V181L245 182V185ZM95 185H97L96 186L97 188L99 187L97 189V191H94V189L96 190ZM99 185H102L103 187L99 186ZM249 185H250V182H249V184L247 186H249ZM257 185H258V183H257ZM119 186H121V187L122 186H124V187L127 186V187L122 190L121 187H119ZM132 186L133 187L135 186L136 188L135 187L134 188L136 190H137V188H139L138 192L136 190H134ZM92 187H94L93 190H92ZM129 187H132L131 191L132 192L134 191V193H131ZM166 187H169V186H166ZM47 188H49L48 189L49 193H50V191L53 192L51 194L53 196H54V191L55 192H59L60 191L61 194H63V195L65 194V195L64 196L62 195V197L59 196L58 197L59 199H57L56 197L54 198L48 193V191H46ZM78 188L79 187H77V189ZM107 188H108V190H107ZM126 189L129 190L128 192L131 193V196L128 197V192L126 191ZM168 189H170V188H168ZM228 189L229 188H227V190ZM237 189L240 190L241 187L237 188ZM243 189H241V190L243 191ZM245 189L246 190L247 189L251 190L250 187L249 188H245ZM184 190L187 191L186 188ZM104 191H105V193L107 195H105ZM118 191H119V193H118ZM174 191H178V190H174ZM182 191H183V189H182ZM185 191H183V192H185ZM232 191H231V193H233ZM252 191H249V192L251 193ZM46 192H47V194H46ZM72 192H74V190H72ZM96 192L97 193L98 192L101 193V194H99L100 196L98 194H96ZM135 192L138 193L139 196H138V194L136 196ZM229 193H228V195H229ZM258 193L260 195H258ZM125 194L127 196H125ZM177 194H179V192ZM177 194H172V193L170 194L169 193V195H168V193H167V197L171 198L172 200H174V201H171V203L175 204L177 202L176 198L180 197V194H179L178 197L176 196ZM151 195H153V196L155 195L154 196L155 198L153 196H151ZM192 195H190V196L192 197ZM132 196H133V198H132ZM242 196H243V199L246 198V197H244L245 196L244 193H243ZM137 197H138V200H137ZM237 197H235V198H237ZM187 198H189V197H187ZM251 198L248 197V199H246V201L249 200V199L251 200ZM68 199H70V202L68 201V204H67L66 200H68ZM150 199L151 200L155 199V202L153 203ZM179 199H182V198H179ZM214 199H215V197H214ZM223 199H225V197ZM240 199H241V196H240ZM108 200L113 203L112 205H110L111 204L110 203L109 204L110 206H108L109 208L112 207V208H110L112 210H110L108 207H106V208H108L107 210L109 211V214L106 213V211H104L105 208L101 205L103 203V205L106 206L107 205L106 202ZM80 201H82V200L80 199ZM148 201H151L152 204L149 203ZM180 201H179V203H180ZM229 201L232 202L231 200H229ZM238 201H240V200L238 199ZM134 202H136V203H134ZM137 202L138 203L141 202L140 206H138ZM182 202H184L183 199H182ZM211 202H213V201H211ZM245 202H244V205H245ZM166 203L168 204V202H166ZM207 203H208V201H207ZM221 203H223V202H221ZM224 203L226 204V202H224ZM236 203L237 202H235V204ZM115 204H118L116 206H120V207L114 208V207H116ZM187 204H189V203H187ZM203 204L205 205L206 202L203 203ZM98 205H101V207L104 208L103 210L101 208V211L105 212V215L108 214V217L107 216H104V217H107L109 219L108 220L109 224L108 223L106 224V222H104V223H105V226H107V227L112 226L111 229L106 228L103 225H102L104 227L103 231H101L102 229L99 230L100 227L97 229V227H98L97 225H96L97 226L96 230L92 229L94 227L93 225L95 224L94 222L97 221L95 218H100L101 217V216L100 217L99 216L95 217V214L99 215L98 213L101 212V211L100 212L99 211L95 212L96 210L100 209V206H98ZM210 205L213 206V207L215 206L214 204H210ZM248 205H249V203H248ZM180 206L182 207L183 205H180ZM198 206L195 205V207L191 206L190 208H188L190 213L193 212L195 209H197ZM225 206H227V204ZM228 206H230V205H228ZM240 206H242V204H240ZM80 207H83L84 208L83 210H86V209L93 210L94 216L88 215V213L89 214H93V213L90 212L89 210H87L86 211L87 213L85 212L86 214H84L86 216L84 217V215H83L84 212L82 210H80ZM96 207H99V208L95 210ZM217 207H218V209L216 208L214 210L218 211L220 207L219 206H217ZM221 207H223L221 209H224V206H221ZM237 207H234L233 209H236ZM246 207H248V206H246ZM125 208L127 209L126 211H125ZM151 208H153L154 210L151 209ZM206 208L208 209V210L206 209L208 211L207 213H209L210 212L209 211L210 207L207 206ZM228 208L229 207H227V209ZM244 208H245V206H244ZM115 209H116L115 212H119L120 211V214H118V215L116 214L115 215V213H114ZM117 209H118V211H117ZM183 209H185V208H183ZM240 209H242V208L240 207ZM78 210H80L79 212H82V214H80L78 212ZM123 210H124V212L122 213L123 214L122 215L121 212ZM228 210L230 212H232L231 206H230V208ZM236 210L239 211V209H236ZM246 210H247V208L245 209V212H246ZM111 211L113 213H111ZM205 211H203L202 214H201V211H200V215L203 216V213ZM222 211L220 210V212H221L220 214L225 212V210H222ZM251 211H250V213H252ZM226 212H227V210H226ZM233 212H235V211H233ZM59 213H63L65 215L61 216V214H59ZM178 213H180V212H178ZM187 213H189V212H187ZM215 213H216V211H215ZM263 213H264V211H263ZM155 214H158L159 216L155 215ZM163 214H165V213H163ZM191 214H189L190 216L188 217V219L192 216ZM204 214H206V213H204ZM212 214H213V211H212ZM81 215H83L82 219L86 218L87 215H88L89 219L92 218V217H93L92 219H95L94 222H92L93 221L92 219H90V220H92L91 222H89V220L87 219L90 224L92 223V226H93L91 228L92 230L88 229V227L87 228L83 227V225L85 226L86 224H88V222H87V220L85 221V219L82 220L81 219ZM133 215H135V220L134 221L137 220L134 223H136L137 225L136 224L133 225V223L132 224L130 223L131 222L130 221L131 218L134 217ZM145 215H148V216L150 215L149 218L151 220L148 219V216H145ZM201 216H199V217H201ZM223 216H224V214H223ZM261 216H259V217H261ZM151 217H153V218H151ZM155 217H156L157 221H158V219H159V221L153 226V224H154L153 222H155ZM212 217L215 218L214 216H212ZM251 217H252V215H251ZM193 218H192V220H193ZM228 218L229 217H227V219L226 218L225 219L228 220ZM255 218H257L256 215H255ZM50 219H52V220H50ZM138 219L139 220L141 219V220L139 221ZM198 219H200V218H198ZM205 219L208 220L207 218H205ZM215 219L218 220V218H215ZM221 219L222 218H220V220H218V221H216V220L215 221L216 222H220ZM142 220H143V222H142ZM152 220H153L152 224L151 223L150 224L149 223L146 224L148 221L151 222ZM206 220L203 222V224H202L203 226H204L205 222H207ZM210 220H211V218H210ZM210 220L208 221V223L210 222ZM212 220H214V219H212ZM83 221L87 222V223L83 224ZM234 221H237V220L234 219ZM101 222H103V221H101ZM144 222H146V223H144ZM189 222L190 221H188V223H187L188 225L187 226H189ZM197 222H199V221H197ZM241 222H242V220H241ZM166 223H168L169 225H167ZM210 223H212V222H210ZM90 224H89V226L91 227ZM185 224L183 222V226L184 227L186 226ZM151 225L153 227H151ZM217 225H219V224L216 223L215 226H217ZM248 225H249V227H248ZM99 226H100V224H99ZM133 226H135V227L136 226L137 227L140 226L141 228L139 230V228L137 229V227H136L135 229H137V230H134ZM212 227H214V225ZM204 228H205V230L208 229V228L206 229V227H204ZM204 228L202 227L201 229H204ZM246 228H247V230H246ZM107 229H109V231ZM183 229H187V227L183 228ZM216 229H217V227L214 230H216ZM224 229H226V227ZM202 237H203V235H202ZM240 237H243V238L241 239ZM210 239H211V237H210ZM210 239H208V240H210ZM236 240H238V241H236ZM212 244H210V245H212ZM250 247H251V245L249 246V248ZM257 247H259L258 250H257ZM217 248L219 250L221 248H222V250L224 249L223 246H221L220 248L219 247H217ZM214 249H216V248H214ZM225 251L223 250V252H225ZM250 251H251V249H250ZM246 253H248V252H246ZM221 255H223L224 258H226L225 256H227V258H228L227 260H229V261L227 263L225 261H222L221 259L223 257ZM247 258L250 259V261ZM245 260H248V261H245Z\"/></svg>",
    "mask_w": 264,
    "mask_h": 264
},
{
    "label": "rangeland",
    "instance_id": "rangeland-1",
    "mask_svg": "<svg viewBox=\"0 0 264 264\" xmlns=\"http://www.w3.org/2000/svg\"><path fill=\"white\" fill-rule=\"evenodd\" d=\"M9 1H10V2H9ZM15 1H16V0H0V29H1V31H3V32H1V35L5 32V30L7 31V29H9V28H10V29H13V28H12L13 26L11 27V25L8 24L9 22H6V21H9V17H10V16H7V15H6V17H4L2 14L5 13V11H3V9H5V7H6V11H7L8 8L11 9L13 6L18 7V6H16V5L14 4V3H16ZM23 1H24V2H23ZM23 1H22V2H23V4H24V5H23V6H24V9L22 8V11L25 10L24 12H25V13L27 12V13L24 14V12H22V11L20 12V10H19V12H18V11H17V12L20 13V14H21V13L24 14V15H22V14H21V15L23 16L22 18L24 19V21H25V23H26V25H27V22H26V21H28L27 19H29L30 16H31L30 18H32V17L34 16V13H36V9H33V10H35L34 13H33V11H31V10H32L31 8H34V5H36V3H34V2H37V1H38L37 3L39 4V3H41V1H42V3H43V1L46 2L47 0H46V1H45V0H41V1H40V0H23ZM48 1H49V0H48ZM48 1H47V2H48ZM54 1H55V0H54ZM54 1H52V2H54ZM59 1H60V0H59ZM63 1H65V0H62L61 2H63ZM85 1L87 2V0H85ZM91 1H92V0H91ZM95 1H96V0H95ZM97 1H98V0H97ZM103 1H104V0H103ZM106 1H107V0H106ZM106 1H104L105 4H106ZM109 1H110V0H109ZM109 1H107V4H108ZM136 1H137L138 3H136ZM143 1L147 2L148 0H147V1H146V0H135V1H133V3L135 2V4L132 3V0H123V2L127 3L126 6L129 5V7L127 6L128 9H129L132 5H134L133 7H131V9H129V10H133V9H135V10H133V12H134L133 14H137V13H139V14H140V13L146 14V12L149 10V9H147V8H146L147 11H146V9H144L146 12H144V10H143V12H142V11L139 12V10H142V6H143V5H144L143 8L146 7V5H145V3H144ZM151 1H153V0H151ZM160 1H161V3H160ZM178 1H180L179 4L177 5V6L179 7V9L181 10L180 12H184L185 9L183 8L184 5H182V1H181V0H178ZM183 1H184V0H183ZM185 1H186V0H185ZM190 1H192V0H190ZM190 1H187V3L190 2ZM217 1H218V0H217ZM244 1H246L245 4H244ZM250 1H251V2H250ZM253 1H254V2H253ZM4 2H5V3H4ZM13 2H14V3H13ZM19 2H20V1H18L17 3H19ZM47 2L45 3L44 6H46V7H47V6H48V7H51V6H49V5H51L52 3H51V2H48V3H47ZM61 2H60V3H61ZM75 2H76V3H79V2H81V0H80V1L78 0V2H77V0H75ZM104 2L101 1V3L103 4V6H105V5H104ZM114 2H115V3H114ZM116 2H118V0H117V1L111 0L109 3H111V5H113V7H114V5H117V4H118V3H116ZM123 2H119V3H123ZM139 2H143L144 4H143V3L141 4V3H139ZM163 2H164V1H162V0H155L154 3L151 2V3H153L152 6H153V8H154V9H152V11L155 10V11H153V12H155V13H156V10H159V11H160V10H161L160 7L162 6V3H163ZM193 2H194V3L197 2V5H196V4H193V5H192L193 7H194V5L197 7V8L194 7V9L196 10V13L201 14L200 12H202V11L204 12V11H205L204 14H206V16H207V13H206V10H207V9H208V11H209V10H211L213 7H215V10H216V8H217L216 6L219 7V5H221V3H220L221 1H220L219 3L217 2L219 5L214 4V3H216V0H215V1H214V0H203V1H202V0H197V1L195 0V1H193ZM239 2H241V3H239ZM259 2H260V3H259ZM263 2H264V0H243V1H242V0H241V1H240V0H237V3L235 4V5H236L235 7L233 6V8L231 9V8H230L231 6H230V7L228 6L227 10H226V8L223 10V8H224V7H223L222 10L220 9V10H221L220 12H222V13L225 14L226 12L228 13V11L231 12V10H232V12H237V10H238L237 8H239V10H240V8H241L242 10L245 9L244 11H242V10L239 11V10H238V11H239V12H237L238 15H237V13H234V15L232 16L231 21H238V18L240 19V18H243V17L247 16V13H250L249 10H251V12L253 13V11H255V8H256L257 11L260 10L261 12H263V11H264V4H263ZM10 3H11V4H10ZM17 3H16V4H17ZM27 3H28V4H27ZM49 3H51V4H49ZM55 3H58V0H57V2H55ZM64 3H65V2H64ZM67 3H69V0L66 1V4H67ZM70 3H74V1H73V0H72V1L70 0ZM70 3L67 4V6L64 7V8H61L62 6H64L63 3H62L63 5H62L61 7L58 6L59 3L57 4V6L52 5V7H51L52 9L44 10V12L46 11L47 13L52 14V12L55 10V9H53V6H54V8H55V7H58V8L60 7V9H62V10L64 9V10H65L64 12L68 13V11L70 10V9H69V6H72V7H74V9L76 10V13H75V12H74L75 10H74L73 8L70 7L71 9H73L72 11L74 12V14H73V12H72V15L75 16L76 14H79V13H80L79 11L81 10V8L84 7V4H83V6L80 7V5H78V4H76V3H75V4H72V5H70ZM82 3H85V2H82ZM87 3H88V2H87ZM90 3H92V7H94V6H93L94 1H92V2H90ZM99 3H100V1H99L97 4L99 5ZM101 3H100V4H101ZM125 3H124V4H125ZM200 3H202V4H200ZM203 3H206V4L203 5ZM238 3H239V4H238ZM251 3H252V4H251ZM254 3H255V4H254ZM4 4H5V5H4ZM19 4L21 5L22 3H19ZM26 4H27V5H26ZM29 4H30V5H29ZM47 4H48V5H47ZM79 4H81V3H79ZM88 4H89V3H88ZM95 4H96V2H95ZM97 4H96V5H97ZM137 4H138L139 7L137 6ZM146 4H147V3H146ZM159 4H160V6H159ZM176 4H177V3H176ZM185 4H186V3H185ZM222 4H223V2H222ZM249 4H251V8L254 7V6H255V7H254L253 9H251V8L248 9V8H249ZM256 4H257V5H256ZM17 5H18V4H17ZM20 5H19V7H20ZM32 5H33V7H32ZM42 5H43V4H41V6H42ZM68 5H69V6H68ZM73 5H74V6H73ZM75 5H76V6H75ZM85 5H86V3H85ZM148 5H149V1H148ZM154 5H155V7H157L156 9H155ZM187 5H188V4H187ZM201 5L203 6L204 9H205V8H206V9L204 10V9L202 8ZM206 5H207L208 7H207ZM214 5H215V6H214ZM223 5H224V4H223ZM223 5H221V6H223ZM240 5H241V6H240ZM246 5H247V6H246ZM10 6H12V7H10ZM21 6H22V5H21ZM36 6H37V5H36ZM44 6H43V8H44ZM88 6H89V5H88ZM101 6H102V5H101ZM103 6H102V8H103ZM107 6H108V5H107ZM117 6H119L118 10L121 9L120 7H122L121 4H119V5H117ZM126 6L124 5V7H122V8H125V10H123V12H126V13H124L126 16H125V15H124V17H123V15L120 16V17H121L120 20H122V19H126L127 22H125V21L123 20V21H124V23H123V22L121 21L124 25L126 24L125 26L120 27V26L123 25V24H121V22H119L120 20H119V21H116V20L119 19V15L121 14V10H119V11H120V14L117 13L118 15H117V14H114V15H113V16L117 15V18H118V19H116V18H114V17H112V16H111L110 19H109V21L111 20V22H112V21H113L112 19L114 18V19H115L114 21H116L115 23H118V22H119V23H118V24H115L114 22H112V23H113V25H112V23L110 22V24H111L112 26H114V25H116V26L112 27L111 25H109V27H108V24H106V23L108 22V21H107L108 19L105 18L104 21L107 19V20H106V23H105L107 26L104 27V25H105L104 22H102V23L99 22V25H101V28L103 27V28H106V29H107V27H108V28L110 29V26H111L112 28H115V27H117V26L120 24L117 28H115V29H118V28L120 27V29H118L117 33L115 32V34H117V36H121V34H122V31H121V30L124 29V30H123V33L126 34V31H127V34H126V35H123V36H127L128 34H130V33H129V32H130L129 30L131 29V28L129 29V27H130L129 24L132 23L131 21L129 22L128 20H131V19H132V20H133V19H134V20H139V22L142 23V20H141V19L145 18V16H148V14H149V17H148L149 20H148V18H147V19H146L147 21H144V22H148V21L151 22L153 16H155V15H157V17L155 16L156 18H153V20L156 19L157 23H158V20H159V22H160L161 17H158V14H155V13H154V15H152L153 13H152L151 9L149 10V11H151V12H148L147 15L144 16L143 14H140V15H139L140 18H139V19H135V18H136V15H133V16H134V18H133V17L131 16L132 14H130L131 12L128 13V9H127ZM158 6H159V7H158ZM177 6H176V8H177ZM189 6H190V5H189ZM189 6H187V8H188ZM192 6H190V7H192ZM204 6H205V7H204ZM239 6H240V7H239ZM242 6H243V7H242ZM258 6H259V7H258ZM260 6H261V7H260ZM3 7H4V8H3ZM15 7H13V9H14ZM19 7H18L17 9H19ZM29 7H30V9H29ZM37 7H38V13H39V11H40L39 8H41V7H39V5H38ZM77 7H80V10H79V9H76ZM86 7H87V6H85L84 8H86ZM92 7H90V10H91V11H92ZM98 7H99V6H98ZM98 7H96V8L94 7L95 10L93 9L92 12L95 11L94 14L96 13V14L99 15V17L101 18V16H100L101 14H98V12H99V10H100V13L104 14V13H103L104 10H102V9H99V10H98V9H97ZM113 7H112V8H113ZM190 7H189V8H190ZM226 7H227V6H226ZM67 8H68V10H67ZM99 8H101V7H99ZM104 8H105V7H104ZM104 8H103V9H104ZM108 8H110V5H109V7H107V9H108ZM148 8H149V7H148ZM150 8H151V5H150ZM185 8H186V6H185ZM219 8H220V7H219ZM246 8L248 9L247 12H246ZM13 9H12V10H13ZM27 9H28V10H27ZM45 9H46V8H45ZM87 9H88V7H87ZM96 9L98 10V12H97ZM114 9H116V8L114 7ZM114 9H110L111 11H110L109 13L107 12V13H108V14H107L108 17L111 15L110 13H112V12L114 11ZM182 9H184V10H182ZM191 9H192V8H191ZM191 9H190V10H191ZM194 9H193V10H194ZM213 9H214V8H213ZM14 10H15V9H14ZM29 10H30L31 12H30ZM58 10H59V9H58ZM66 10H67V11H66ZM78 10H79V11H78ZM88 10H89V9H88ZM108 10H109V9H108ZM112 10H113V11H112ZM116 10H117V9H116ZM116 10H115V13H116ZM118 10H117V12H119ZM176 10H177V9H176ZM195 10L189 12L188 14H189V15L191 14V16H192V14H193L192 12H195ZM215 10H212V11H215ZM252 10H253V11H252ZM41 11H42V8H41ZM50 11H52V12H50ZM60 11H61V10H60ZM60 11H57V13H58V12H59V13H62V12H63V11H62V12H60ZM85 11H87V10H86V9H85V10L83 9V11H81L82 16L85 15V14H84ZM91 11H90V13H91ZM178 11H179V10H178ZM178 11H177V12H178ZM197 11H200V12H197ZM223 11H225V12H223ZM8 12H9V10H8ZM8 12H6V13H8ZM10 12H11V11H10ZM10 12H9V13H10ZM44 12H43V14H41V17L43 18V20H41L42 18L40 17V15L38 16V13H36L35 18L39 17V18H41L40 21H46L45 19L48 17V15L50 16V14H47L46 12H45V14H44ZM78 12H79V13H78ZM83 12H84V13H83ZM87 12H88V11H87ZM157 12H158V11H157ZM168 12H169V14H171L172 11H168ZM187 12H188V11H187ZM187 12H186V13H187ZM240 12H241V13H240ZM242 12H245L246 15H244V13H242ZM261 12H260V13H261ZM1 13H2V14H1ZM14 13H16V10H15ZM14 13H13V14H14ZM18 13H16L15 15L17 16ZM31 13H32V14H31ZM41 13H42V12H41ZM57 13H56L55 15H52V16H53V17H54V16H57V17H58V14H59V13H58V14H57ZM66 13H64L63 15L65 16ZM88 13H89V12H88ZM105 13H106V9H105ZM151 13H152V14H151ZM175 13H176V12H175ZM196 13H195V15H196ZM255 13H256L255 16H257L258 13H257L256 11H255ZM255 13H253V14H255ZM13 14H12V15H13ZM20 14H19V16H17V17H16L15 15L12 16V15L10 14V15L12 16V18H13V17H14V18H17V19L19 18V20L14 19V21H13L14 24H15L16 21L19 22V23H20V22L22 23L23 19L20 20V16H21ZM28 14H29V15H28ZM46 14H47V17H46ZM69 14H71V12H70ZM86 14H87V13H86ZM94 14L92 13V15H94ZM96 14H95L94 17H93L92 15H90V14L85 15V16H86L87 18H88V16H89V17L91 16V17H92L91 20H92V19H94L95 17H97ZM127 14H128V15H127ZM129 14H130V16H131L132 18L129 17ZM150 14H151V15H150ZM199 14H198V16H199ZM4 15H5V14H4ZM8 15H9V14H8ZM25 15H27V16L25 17ZM44 15H45V16H44ZM59 15H61V14H59ZM72 15H71V16H72ZM142 15H143L144 17H143ZM201 15H203V13H202ZM201 15H200V17H201ZM251 15H252V14H251ZM36 16H37V17H36ZM43 16H44L45 18H44ZM52 16H51V19L54 20L55 17L52 18ZM67 16H69V15H67ZM67 16H66V18H67ZM71 16H70V18H69V19H70L69 21H71V22L68 21V18H67V21H65V19H64L65 24H66V22H67V24H66V27H67V28H65V30H66V29H67V30H68V29L70 30V28H68V26H69L70 24L73 25V26L76 24L74 21H73V22H74V24H73L72 19H71ZM77 16H78V15H77ZM103 16H104V15H102V17H103ZM105 16H106V15H105ZM127 16H128V18H127ZM139 16H138V17H139ZM141 16H142L143 18H142ZM150 16H151V17H150ZM191 16H190V17H191ZM203 16H205V15H203ZM57 17H56V18H57ZM138 17H137V18H138ZM192 17H193V16H192ZM196 17H197V16H196ZM196 17H195V18H196ZM200 17H198V18H200ZM4 18H8V20L5 21ZM25 18H26V20H25ZM39 18H37V19H39ZM61 18H62V17L59 16L57 19H55V20L57 21V22L55 21L56 24H58V25L62 24V22H60V21H61ZM72 18H73V17H72ZM75 18H77V17L75 16ZM84 18H85V17H84ZM84 18H82L81 20H84ZM103 18H104V17H103ZM111 18H112V19H111ZM150 18H151V19H150ZM201 18H202V17H201ZM10 19H11V17H10ZM32 19H33V18H32ZM37 19H36V21H37ZM51 19H50V17H49V20L47 19V21H50V22H49L50 25H51V23H52V24H55L54 21L51 20ZM58 19H60V21H59ZM78 19L80 20V18H77L75 21L79 23ZM88 19H89V18H88ZM101 19H102V18H101ZM191 19H192V18H191ZM30 20H31V19H30ZM30 20H29V21H30ZM91 20H87V21H89L91 24H92L93 21H94V22H97V21H95V19H94L93 21H91ZM134 20H133V21H134ZM140 20H141V21H140ZM196 20H197V18H196ZM196 20H195V22L197 23L198 21H196ZM10 21H11V20H10ZM29 21H28V22H29ZM34 21H35V20H31V22H33L34 24L39 23V24H38L39 27H38L37 25H36L35 27L39 28V29H40L39 32H41V33L37 32V30H39V29H36V28L34 29L33 26H31L30 28H31V29L33 28L34 30H36L35 32H37V33H35V32L32 31V32H33L32 34H38V35L40 34V35L42 36V35L45 34L46 32H49V28L47 29V27H49V26H47L48 24H46L45 22H43V24H42V22H40V21H38V22H34ZM47 21H46V22H47ZM58 21H59V23H58ZM62 21H63V19H62ZM87 21H85V22H87ZM98 21H99V20H98ZM100 21H101V20H100ZM193 21H194V19H193ZM199 21H200V20H199ZM3 22H6V24L10 25V27L8 28L6 25L3 27V24H2ZM31 22H30V23H31ZM81 22H83V21H81ZM89 22H88V23H89ZM137 22H138V21H137ZM153 22H154L153 26H155V28L157 29L156 32L154 31L155 29H154V30H153V29L150 30V28L152 27V24H151V23H153ZM200 22H201V21H200ZM10 23H11V22H10ZM23 23H24V22H23ZM23 23H22V24H23ZM40 23H41V24H40ZM44 23L46 24L45 26H44ZM47 23H48V22H47ZM68 23H69V25H68ZM83 23H84V22H83ZM97 23H98V22H97ZM128 23H129V24H128ZM134 23H136V22L134 21ZM151 23H150V24H151V27L149 26V28H148L149 30H148L147 32H148V34H149V32H151V31H153L154 33L151 32V34H150L149 36H148V34H145V35H144V33L146 32V31H145V29H146L145 26H146V25H145V24H144V25L141 24V25H143V26H142V29H143V31H144V33H143V34L141 33V35H143V37H144L145 40H146V38H148V37H151V38H152V36H153L152 33L154 34V36L156 35V36H155L156 38H157V35H158L159 33H160V35L162 34L161 32H158V33H157V31H159V29H158V28H159V24H155V20L152 21ZM196 23H194V24H196ZM198 23H199V22H198ZM4 24H5V23H4ZM14 24H12V25H14ZM17 24H18V23H17ZM22 24H21V25H22ZM63 24H64V23H63ZM63 24H62V25H63ZM81 24H82V23L77 24V26L79 27V25H80V27H81V26H82ZM94 24H95V23H94ZM150 24L148 23V25H150ZM182 24H183V23H182ZM18 25H19V24H18ZM18 25H17V26H18ZM23 25H24V24H23ZM23 25H22V27H23ZM28 25H29V24H28ZM30 25H33V24H30ZM58 25H57V27H55V25L53 26V28H55V30H54V29H51V31L54 30V31L52 32V35L54 34V32L56 33V32H58V31H60V29L58 30V28H61V27L63 28V27H65V25H64V26L60 25V27H59ZM67 25H68V26H67ZM71 25H70V26H71ZM89 25H90V24H89ZM132 25H133V23L131 24V27H132ZM136 25H137V26H135V27H139L140 24H139V23H136ZM141 25H140V26H141ZM148 25H147V26H148ZM156 25H157V26H156ZM178 25H180V23H179ZM183 25H184V24H183ZM183 25L180 26L181 29H180V27L178 26L179 29L182 30V31L185 29V28L183 27ZM190 25H191V24H190ZM14 26H15V25H14ZM17 26H15L14 29H17V28H16ZM24 26H25V25H24ZM70 26H69V27H70ZM73 26H72V27H73ZM84 26H85V27L87 26L86 28H88V27H91V26H94V25L88 26L87 23H86ZM96 26H97L98 28L100 27V26H98V24H96V25L94 26L95 29H96ZM127 26H128V27H127ZM184 26H185V25H184ZM196 26H197V24H196ZM2 27H3L4 29H3ZM22 27H21V28H22ZM42 27H43V28H42ZM78 27H77V29H78ZM85 27H82V28H85ZM123 27H124V28H123ZM144 27H145V28H144ZM192 27H193V32H194V29H195L194 27H195V26H192ZM23 28H24V27H23ZM26 28H27V27H26ZM50 28H52V27H50ZM56 28H57V29H56ZM62 28H61V29H62ZM75 28H76V26H75ZM86 28H85V30H86ZM98 28H97V29H98ZM103 28H102V31L105 30V29H103ZM112 28H111V30H112ZM121 28H122V29H121ZM152 28H154V27H152ZM182 28H183V29H182ZM2 29H3V30H2ZM10 29H9V31H7L8 33L10 32L9 34H11V32H12V31H10ZM18 29H19V28H18ZM27 29H28V28H27ZM27 29H23L24 31H23L22 34H21V32H20V37H19V38H22V36H24L23 34L27 33V32H25V31H29V30H27ZM43 29H44V30H43ZM73 29H74V28H73ZM73 29L71 28V30H70V33L72 32L71 35H70V33H68L71 37L73 36V31L75 30V29H74V30H73ZM77 29H76V30H77ZM89 29H90V31H92L94 28H92V30H91V28H89ZM95 29H94V30H95ZM97 29H96V30H97ZM109 29H107L106 32L104 31V34L107 33V31H108ZM115 29H114V30H115ZM125 29H126V30H125ZM127 29H128V30H127ZM140 29H141V28H140ZM140 29H139V30H140ZM179 29H177L176 31H178V33H181L182 31L179 32ZM186 29H187V28H186ZM190 29H191V26H190V28L187 29V31L185 30V32H187V33H184L185 36H187V35L189 36V34H190V32H191ZM46 30H48V31H46ZM62 30H63V29H62ZM69 30H68V32H69ZM72 30H73V31H72ZM76 30H75V31H76ZM79 30H80V29H78V34L81 35L82 32H84V29H83L82 31L80 30V32H79ZM161 30H162L163 33H165V34H162V37H163V38H165V37H167V36H168V38H170V34H171V33H170V31L168 32L169 29H167V28L165 29V27H164V29H161ZM164 30H167V31L164 32ZM189 30H190V32H189ZM195 30H196V29H195ZM13 31H14V30H13ZM15 31H16V30H15ZM19 31H20V30H19ZM19 31H18V32H19ZM45 31H46V32H45ZM51 31H50L49 33H47V34L50 35ZM87 31H88V30H86V31H85L86 33H84V34L87 35V36H86L87 38H88V36H89V38H90V37L92 36V35H91L92 33L90 34V35H91V36H90V35H88ZM97 31H98V30H97ZM119 31H120V32H119ZM141 31H142V30H141ZM219 31H221V32H217V31L210 32V36H213V35H214V36L218 37L217 39H218V42H219V46L221 47V46H222L221 42L223 43L225 40L227 41V40H229L230 38H229V37H228V39H227V37L225 38V36H226L225 34L228 32L227 30H226L227 32H226L225 30H224V32H222L223 30H219ZM7 32L5 33L6 35H5V34H3L4 36L2 35L3 38H2L1 35H0V42H1L2 44L5 43V42H4V41H5L4 37H8V33H7ZM60 32H61V31H60ZM60 32H59V33H60ZM64 32H67V31H64ZM88 32H89V31H88ZM94 32H95V31H94ZM98 32H100V31H98ZM109 32H110V31H108V33H109ZM147 32H146V33H147ZM193 32H192L191 34H193ZM195 32H196V31H195ZM12 33H13V32H12ZM14 33H15V32H14ZM30 33H31V32H30ZM30 33H29V34H30ZM110 33H111V32H110ZM155 33H157V34H155ZM169 33H170V34H169ZM188 33H189V34H188ZM214 33H215V34H214ZM216 33H218V34H216ZM16 34H17V33H16ZM16 34H15L14 36H16ZM32 34H30V35L32 36ZM47 34H45V36H42V37L39 36L40 39H39L38 43H39L40 41L42 42V39H43V38H44V39L47 38V39H45V42H44V43H46V40H49V39L51 38V37L48 38L49 35L47 36ZM56 34H58V33H56ZM56 34H55V37H54L55 39H54V40H56ZM62 34L64 35L63 32H62ZM68 34L65 33V35H64L63 37H61L62 35L60 34V35H61L60 37H61L62 39L65 38V40H66V38H67L68 40L70 39L71 41H70V40H69V41H70L71 43H72L73 41H75V42H73V43H75V44H73V45H74V47H75L76 49H77V47H78V49H79V44H80V46H81V45L84 44V43L86 44L85 50H86V48L89 47V46H87V45H90V46L93 47V48H95V47H99V48H96V52H94V53L92 52L93 50L90 49L91 47L88 48L89 50L86 51L87 54H88V52H89V54L92 53V55H91V54H90V55L88 54V55L90 56V58H93L92 56L95 55V53H96V56L98 55L97 57H94V58H96V60L101 61V60H100L101 58H103L102 60L106 59V60H104L105 62L101 61L102 63H101V62L99 63V61H96V62L94 63L95 59L93 58V59H94V60H93V63H94L95 66H96V64H98V63H99L101 66L105 63V64L103 65V67H105L104 69H106V66H105V65H106V63L108 62L109 65H107V68H108V69L111 68V67L113 68V66H110V65H112L111 63L114 62L115 58L112 57V56H113V53H111V51L109 50V48H111V47H110V46H111L110 43L108 44V42H107V44H106V42H103V45L101 44L103 47L100 46V42L103 41L102 37L105 36L104 34H103V35L101 36V38H100V36L98 37V35H99L100 33H98V35H97V37L99 38L98 40L102 39V40H100V41H98V40L95 41L96 38H95V40H93L92 37L90 38V39H92V40L94 41L95 44H96V42H98L99 45H97V44L95 45V44L92 42V40H90V41H91V42H90L89 40H87L86 37H85V38L82 37V36H79V37H78V35H77L76 33H75L76 35H74L73 38H69L70 36H69ZM166 34H167V36L164 37L163 35H166ZM186 34H187V35H186ZM194 34H195V33H194ZM26 35H27V38H28V37H29L28 33H27ZM67 35H68V36H67ZM82 35H83V34H82ZM100 35H101V34H100ZM110 35H111V34H109V39H111V38H110V37H111ZM160 35H158V37H159ZM9 36H10V35H9ZM11 36H13V35H11ZM14 36H13V37H14ZM31 36H30V38H31ZM65 36H67V37H65ZM83 36H84V35H83ZM94 36H95V35H94ZM117 36H116V37H117ZM147 36H148V37H147ZM154 36H153V38H154ZM176 36H177V35H176ZM182 36H184V35H182ZM17 37H18V35L16 36V39H18ZM25 37H26V36H25ZM33 37H35L36 40H38L37 38H39L38 36H35V35H34ZM36 37H37V38H36ZM52 37H53V36H52ZM57 37H58V36H57ZM60 37H58L57 40H59ZM105 37L107 38L108 36H105ZM128 37H129V36H127V38H128ZM178 37H179V36H178ZM180 37H181V36H180ZM30 38H29V39H30ZM77 38H78V39H79V38H81V39L83 38L84 41H85V40H86V41H85V42L83 41V43H79L78 40H77ZM127 38L124 37V38H123V41H124V40L126 41ZM182 38H183V37H182ZM3 39H4V40H3ZM8 39H9V40H8ZM11 39H12V37H11ZM11 39L8 37V38H7L8 41H6V43H7V42L11 43V42H10ZM31 39H32V38H31ZM31 39H30V40H31ZM35 39H34V41H35ZM73 39H76V40H73ZM81 39H80V40H81ZM83 39H82V40H83ZM115 39H117V38H115ZM115 39L112 38L111 40H108V41L111 42V43H113V44H114V42H116V43L118 44V42H117L118 39H117V40H115ZM149 39H150V38H149ZM183 39H185V37H184ZM183 39H182V41H183ZM186 39H187V37H186ZM1 40H3V41H1ZM18 40H19V39H18ZM18 40H17V41H18ZM26 40H27V42L29 41L28 39H26ZM32 40H33V39H32ZM50 40L52 41V39H50ZM50 40H49V41H50ZM57 40H56V41H57ZM65 40H60L62 45H65L64 43H66V42L69 43L67 40H66V42H65ZM72 40H73V41H72ZM80 40H79V41H80ZM82 40H81V41H82ZM105 40H106V39H105ZM105 40H104V41H105ZM112 40H114V41L112 42ZM120 40H121V37H120ZM180 40H181V39H180ZM17 41H16V42H17ZM21 41H23V40H21ZM21 41H20V42H21ZM60 41H58V42H60ZM63 41H64V42H63ZM76 41H77L79 44H77ZM123 41L121 40V44H120V41H119V44H120L121 46L123 45V47L126 48L125 46H127L128 43H124V44H123V43H122ZM3 42H4V43H3ZM30 42H32V41H30ZM52 42H53V41H52ZM62 42H63V43H62ZM88 42H89L90 44H89ZM227 42H228V41H227ZM9 43H8V45H9ZM12 43H13V41H12ZM12 43H11V45H12ZM14 43H15V41H14ZM14 43H13V44H14ZM24 43H26V41H25ZM33 43H36V41L33 42ZM33 43H32V44H33ZM44 43H42V44L44 45ZM47 43H48V42H47ZM47 43L45 44V46H43V51H45V52L48 50V48H45L46 50L44 49V47L47 46ZM67 43H66V44H67ZM71 43H70V44H71ZM87 43H88V44H87ZM2 44H0V46H2ZM17 44H18V43H17ZM20 44H21V43H19V45H20ZM40 44H41V43H40ZM40 44H39V45H40ZM48 44H49V43H48ZM50 44H51V43H50ZM53 44H54V43H53ZM53 44H52V45H53ZM55 44H57V48H58V50H59V51H60V50L62 51V49H59L60 46L62 47V45L59 44V43H57V42H55ZM105 44H106L109 48L106 46L108 49L105 48L104 51H108V53L104 52L103 50H102V52L99 51L100 49H103V48L105 47V46H104ZM119 44H118V45H119ZM156 44H157V43H156ZM235 44H236V42H235ZM4 45H6V44H4ZM11 45H9V47H11V48H13L12 46H15V45H12V46H11ZM19 45H18V50L20 49ZM22 45H24V44H22ZM29 45H31V43H28L27 46L29 47ZM35 45H36V46H35ZM35 45H34V46L31 45V46H32L33 48H34V47L37 48V47H38V44L36 43ZM68 45H69V44H67V45L65 46V48H63L64 51L66 52V53H65L66 56H67V53H68V52H69V54H70V53L73 54V55L70 54V55H72V57L74 56V53H73V52H75V55H77L78 51H73V52H71V50L69 51V49H71V48H72V50H73V48H74L73 45H69V46H68ZM76 45H78V46L76 47ZM92 45H93V46H92ZM16 46H17V45H16ZM16 46H15V49H16ZM27 46H26V44H25V45H24L25 48H23V49H24V50L26 49V53H27V51H28L29 53H32V52H30V48H31V51H32V47L30 46V48H28ZM48 46H49V45H48ZM48 46H47V47H48ZM55 46H56V45H55ZM55 46H54V47H55ZM67 46H68V47H67ZM94 46H95V47H94ZM232 46L234 47V49H235V51H236V49H237L238 46H237V45H232ZM9 47H7V48H9ZM21 47H22V46H21ZM26 47H27V48H26ZM41 47H42V45L39 46V48H38V51H40V53H41V51H42V48H41ZM69 47H71V48H69ZM82 47H83V48H81V50L84 49V45H83ZM101 47H102V48H101ZM127 47L130 48L131 46H127ZM154 47H155V46H154ZM235 47H236V48H235ZM0 48H1V47H0ZM11 48H10L9 52H7L8 54L10 53ZM50 48H52V50H53V47H52V46H50ZM50 48H49V49H50ZM66 48H68V52L66 51V50H67ZM75 48H74V50H75ZM112 48H113V47H112ZM112 48H111V49H112ZM4 49L6 50V46H5ZM39 49H40V50H39ZM54 49H55V48H54ZM106 49H107V50H106ZM7 50H8V49H7ZM18 50H17V53H18ZM21 50H22V49H21ZM21 50H19V51H21ZM24 50H23V51H24ZM33 50H34V49H33ZM85 50H84V51H85ZM94 50H95V49H94ZM2 51H3V50H0V54L2 53ZM36 51H37V50H35V52H36ZM38 51H37V52H38ZM43 51H42V52H43ZM53 51H54V50H53ZM53 51H51V53H52ZM79 51H80V49H79ZM112 51H114V50H112ZM220 51H221V50H220ZM231 51L234 52L233 48H232ZM12 52H13V51H12ZM24 52H25V51H24ZM47 52H48V51H47ZM49 52H50V51H49ZM49 52H48V55H47V56H49ZM57 52H58V51H57ZM57 52H55V53H57ZM100 52H101L102 54H105V55H104L105 58L103 57L102 54H101L102 57L99 56ZM3 53H6V52L4 51ZM3 53L0 55L1 60L5 59V62H6V61L8 62V60H10V58H7V57H6V56H8V55H6V56H5V55L2 56ZM7 53H6V54H7ZM17 53H15V57H16V56L18 57ZM62 53H63V51H62ZM81 53H83V50H82ZM81 53H78L77 56H74L75 59H76V58L78 59V57H79V55H81ZM86 53H85V54H86ZM12 54H13V53H12ZM18 54H19V53H18ZM37 54H38V53H37ZM43 54H44V53H43ZM43 54H41V56H40L41 58L43 57V56H42ZM65 54H64L62 57H64ZM69 54H68V55H69ZM106 54H110V55H112V56H110V55H109V56H108V55L106 56ZM39 55H40V54H39ZM70 55H69V57H71ZM9 56H10V55H9ZM9 56H8V57H9ZM47 56H46V57H47ZM86 56H87V55H86ZM17 57H16V58H13V56H12V59H13L12 62H13V63H14V59L18 60ZM44 57H45V55H44ZM69 57H65V58H66L67 60H68V59H71L70 62L67 61V62H65V63H70V64H72L73 61H74V62L77 61V59H76V61H75V59H73L74 57H73V58H69ZM80 57H81V56H80ZM80 57H79V58H80ZM99 57H100V58H99ZM110 57H111V58H110ZM121 57H122V56H120V60L118 59V60H119V63H120V61L122 60V58H124V57H122V58H121ZM37 58H39L38 55H37ZM48 58H49V57H48ZM65 58H64L63 60H65ZM97 58H98V59H97ZM117 58H118V57H117ZM117 58H116V59H117ZM208 58H209V57H208ZM208 58H207V59H208ZM43 59H44V58H43ZM43 59H42V60H43ZM72 59H73V61H72ZM110 59H111V60H110ZM112 59H114V60H112ZM1 60H0V61H1ZM28 60L31 61L30 58H29ZM28 60H27V61H24V62H23V61H20V60H18V61L21 62V63H20V64H21V67L24 68L23 65H24V66L27 65L26 67H28L29 63H31V62H29ZM42 60H41V61H42ZM45 60H46L45 62L42 61V63L44 62V64L41 63V66L39 67V65H40V59H39V63H38V64H39V65H38L39 68L42 69V65H46L45 63H46L47 61H48V63H49L50 61H51V62L53 61V60H50V61H49V60H47V59H45ZM78 60H79V59H78ZM123 60H124V59H123ZM71 61H72V62H71ZM90 61H92V59H90ZM106 61H107V62H106ZM109 61H110V63H109ZM115 61H116V60H115ZM204 61L207 62L208 60H207V61H206V60H203L202 62H204ZM2 62H3V61H2ZM5 62H4V65H5ZM10 62H11V60H10ZM10 62H9V63H10ZM12 62H11L8 66L6 65L7 68L10 69ZM26 62H28V63H26ZM123 62H124V61H123ZM125 62H126V61H125ZM125 62L122 63V64L120 63L121 66H123V67H121V66H117V65H120V64L118 63V61H117V63L114 62V63H113L114 67L117 66V67H115V70H113L112 68H111L112 70H111V69H110V70H108V69L104 70V69L102 68V69H103V71H102V69L100 68V70L103 72L101 75L104 76V75L106 74V78H107V79H111V80H112V78L114 79L115 77H116L117 79H119V80L121 79V77L124 78V77L127 75V73H128L127 71H129V70L131 71V70H132L131 72H133V70H134V69H133V67H134L133 64L130 63L131 68L129 69V67H128V66H129V65H128V64H129L128 61H127V63H125ZM202 62H201V65H202V64L204 65L205 63H202ZM219 62H220V61H219ZM89 63L91 64V62H88L87 66L90 65ZM93 63H92V64H93ZM49 64H50V63H49ZM74 64H76V63H74ZM115 64H116V65H115ZM124 64H126V66L128 65L126 68H128L129 70H128V69L126 70ZM1 65H2V64H1ZM15 65H18V64H15ZM52 65H53V64H52ZM132 65H133V67H132ZM218 65L221 66V63H219ZM231 65H232V64H231ZM240 65L247 67L246 64H244V65H243V64H240ZM2 66H3V65H2ZM12 66H13V65H12ZM50 66H51V64H50ZM50 66L47 65L46 68H48V67H50ZM77 66H78V65H77ZM87 66H85V68H84V69H85V72L87 71V70H86V67H87ZM101 66H100V67H101ZM108 66H109V67H108ZM219 66H218L217 68H219ZM26 67H25V68H26ZM38 67H37V68H38ZM43 67H44V68H43L44 70H43V69H42V70L45 71L46 68H45V66H43ZM78 67H79V66H78ZM78 67H76V69H77ZM92 67H93V65H90V68L87 67V69L89 68L88 70L91 71V72H88V71H87L86 75H88V73H90V74H89L90 76H91V75H92V76H94V75L97 76L98 74H97L96 72H100V70H99V71L96 70V72H95V74H94V73H93V71H94V70H93L94 67H93V68H92ZM118 67L121 68L122 70H121V69L119 70ZM240 67H241V66H240ZM1 68H2V67H1ZM1 68H0V70H1ZM3 68L5 69L6 67L3 66ZM7 68H6V69H7ZM39 68H38V69H39ZM80 68H81V67H80ZM80 68H79V69H80ZM91 68H92V69H91ZM138 68H139V67H138ZM200 68H202V67H200ZM4 69H3V70H4ZM6 69H5V71H6ZM49 69H50V68H49ZM49 69H48V71H49ZM84 69H82V70L80 69V71H83ZM123 69H125V70H123ZM139 69H140V68H139ZM139 69H137V71H138ZM209 69H210V70H209ZM211 69H212V68H207V70H205V68H204V70H203V69H202V70H192V73H193L194 75H207V76H209V77H214V76H216L217 74H216L215 70H213V69H216V68H213L212 70H211ZM221 69H222V68H221ZM221 69H218V71L221 70ZM7 70H8V69H7ZM50 70H51V69H50ZM92 70H93V71H92ZM141 70H142V69H141ZM222 70H223V69H222ZM22 71H23V70H22ZM29 71H30V70H29ZM33 71H34V70H33ZM33 71H31V73H32ZM36 71L38 72V70H36ZM40 71H41V70H40ZM40 71H39L38 73H40ZM64 71H66V70H64ZM71 71L73 72V70H71ZM71 71H69V72H71ZM74 71H75V70H74ZM76 71H79V70H76ZM120 71H121V72H120ZM134 71H135V70H134ZM137 71L134 72V73H131V74L129 73L128 76H129V77L132 76V77L130 78L131 80H132L134 74H135V77L137 78V76H138V75H137ZM144 71H145V73H146V70H144ZM144 71H142V72H144ZM148 71H149V70H148ZM155 71H157V70H152V71L150 70V73L147 72V75L150 74V75H153L154 77H156V75H159V74L161 73V71H162V72H167V70H158L159 72H157V74H156ZM216 71H217V69H216ZM233 71L235 72V71H237V70H233ZM17 72L21 73V70H17ZM52 72H53V70H52ZM72 72H71V73H72ZM85 72H83L84 75H85ZM104 72H106V73H104ZM107 72H108V73H107ZM139 72H140V70L138 71V73H139ZM151 72H154V74L151 73ZM231 72H232V70H231ZM234 72H233V74H234ZM0 73H1V72H0ZM41 73H42V71H41ZM41 73H40V75H41ZM45 73H46V71H45ZM47 73H48V72H47ZM74 73L76 74V72H74ZM83 73H81V72L78 73V72H77L78 75H75V76H78V77H79V74H80V77H79V78H81L82 81H83V80H84V78H83V77H84V76H83ZM91 73H93V74H91ZM217 73H218V72H217ZM228 73H229V72H228ZM42 74H43V73H42ZM66 74H70V73L66 72ZM66 74H63V75H65V76L62 77L63 79H64V77H66V79H70V78L72 79L73 76H72V77H70L69 75L66 76ZM99 74H100V73H99ZM230 75H231V74H230ZM90 76H86V77H90ZM92 76H91V77H92ZM99 76H100V75H99ZM99 76L96 77V78H99ZM107 76H108V77H107ZM128 76H127V77H128ZM237 76H239V72H238V75H237V74H234V77H237ZM69 77H70V78H69ZM86 77H85V78H86ZM94 77H95V76H94ZM101 77H102V76H101ZM73 78H74V77H73ZM75 78H76V77H75ZM104 78H105V77L100 78L102 82H99L100 79L96 80V81H98V82H97L98 84H95L96 82H94V84H92L91 82H89V83L92 84V87H93V85H95V86L93 87V93H92L94 96L91 97V96H90L91 94H89V96H90V101H89V102H88V100L86 99L87 102L90 103V104H88V103H87V104H88L89 106L91 105V108L87 105L86 110H87V108L89 107V108H88V111H89V112H90V109H91V110L94 109L95 111H96V110H100V114L103 113V116H104V113H105L104 118L107 119L106 121H108V123H106V121H104L105 119L101 118L100 116L97 117V118H99L98 120H99L101 123L98 122L97 119H95V120H97L98 123H100V125H103V126L105 125V126H104L105 128H106L107 125H108V128H109V126H112V125H110V123H113V122H114V124H115V127H116V124H120V123H116V121H114V120L112 121V119H113L112 117H111L112 119L110 118V116H114V112L116 113V111H115L116 109H117V112L119 113V112H121V110L124 111V112H126V111H128V112H129V111H132V110L134 109V108H133L134 105H135V108H136L137 106H140V104H141V107H146L147 105H149V104H147V103H151V102H152V103L154 102L153 104L151 103L152 105H150V106H152V107H153L154 105H155V107H156V106L158 107V105H160V104H157L158 102L156 103V101L153 100V98H152V99H149V97H147L148 94L145 95V94H143L144 92H138V93L136 92V93L134 94V95H136L138 98L141 97V99L137 101V100H136V97H135L134 95H133V96L131 95L133 92L127 91L128 93H125L126 91H123L122 89H117V87H115V85H114L115 82L109 83V80L107 81V80L104 79ZM116 78H115V81L117 80ZM71 79H70V80H71ZM88 79H89V78H88ZM90 79H91V78H90ZM90 79H89V80H90ZM92 79H93V78H92ZM130 79H129V80H130ZM72 80H75V79H72ZM72 80H71V81H72ZM121 80H125V81H127L128 78H126V79H121ZM133 80H135V78H134ZM86 81H87V80L85 79V83H86ZM90 81H92V80H90ZM94 81H95V78H94ZM103 81H104V82H105V81L108 82V84H105L107 88H106L105 86H104L105 88L99 87V86H100L99 84H100V83H103ZM112 81H114V80H112ZM83 82H84V81H83ZM113 83H114V84H113ZM82 84H83V83H82ZM87 84H88V83H87ZM91 84H89V85H86V84H85V86L88 87V86H91ZM103 84H104V83H103ZM103 84H102L101 86H103ZM85 86H84V87H85ZM109 86H110V87H109ZM111 86H113V87H111ZM14 87H15V86H14ZM86 87L83 88V90L86 89L85 92H86L87 90L90 89V87H88V88H86ZM92 87H91V88H92ZM233 87H235V88H233ZM233 87H232V86H229V87H226V88H224V89H223V88H220V89H219V92H220V93H219V96H218V97H220V98L223 97L220 106L222 105V106L224 107V113H225V116H227V118H228V120H227V119H226V120L223 119L224 121H222L219 125H218V124H217L216 126H214V125H212V126L209 125L210 123H209V121H208V119H207V109H206V105H207V104H206V101H204L201 97H202L203 95H208L209 93L212 94V93H214V92H212V91L210 92V91L205 90V92H202V91H200V92H199V91H195L194 94H193V96H194L195 98H198V99H195V101L197 102V103H195V104L200 105L201 108L199 109V111H194V110H195V105H194L193 102H191V104H190V103H189V104L187 103V104L183 105L184 101H180V102L176 103L175 106L172 104L173 106L171 105L170 107H168V108H167L168 110L166 109L167 111H171V112L176 111V112H177V110H178V109H177L178 106H180L179 108L182 110V112L179 113V114H177V113L175 112L174 115H175L177 118H174V119H176V121H174V122L172 123V122H170L171 120L169 121V119H170L169 117H171V115H173V114H171V115H168V114H167L168 117L165 115V113H164V115H163V111H162V110H164V112H167V111L164 109V107H162V105H161V108H163V109H161V108H160V109H158V108H155V109H154V110L162 111V114H161V115H159L161 112H159V114H158V111H156L157 114H158L159 116H158L157 114L152 113V112H151L152 109H149L150 112L152 113V114H150L151 116H150L149 114L146 113L145 116H147V118H146L145 116H144V117L146 118V120L148 119V121H149L150 118H151L152 120H151V123H149V124L146 122L148 125H145L144 127L147 126V127H146V133H150V132H151L152 135H149V134H148V135H149V136H148L147 134H144V132H145L144 129H145V128L142 129L144 132H143V131H142V132L139 131L138 133H140V134L143 133V134H144L143 136H145V137L148 136V138H149V137H150V138L153 137V139H154L155 136L157 137V135H159V134H170V133H173V134L175 133V134H176V132L178 133V132H182V131L184 130L183 132H187V133L191 134L192 136H194V138H197V139H199V140L201 141V140L204 139V136H205V135H212L213 133H216V132L218 133V131H219V130H222V128H223V129H226V127L228 128V122L233 123V122H236L237 120H239V121H245L246 119H248V116H249L248 114H249L250 112H249V109H247V107H246L245 109L243 108V107H245L244 104L241 105V97H240V96L242 95V94H241L242 88L239 89V88H236V86H233ZM12 88H13V87H12ZM96 88H97V89H96ZM101 88H102V90H103V93H102ZM111 88H112V89H111ZM16 89H18V88H16ZM16 89H15L14 91H16ZM94 89H95V90H94ZM104 89H105V90H104ZM114 89H116V90H114ZM2 90H3V88H2ZM11 90H12V89H11ZM81 90H82V89H81ZM83 90H82L81 92H84ZM106 90H107V91H106ZM113 90H114V91H113ZM119 90H122V91L118 92ZM227 90H228V91H227ZM78 91H79V90H78ZM105 91H106V92H105ZM111 91H112V92H111ZM239 91H240V93H239ZM33 92H35V91H33ZM100 92H101V93H100ZM162 92H164V91H162ZM207 92H208V93H207ZM29 93H30V92H28V93L26 94V97H28V96L30 95ZM31 93H32V92H31ZM35 93H36V92H35ZM76 93H77V92H76ZM78 93H79V92H78ZM78 93H77V94H78ZM88 93H89V91H88ZM130 93H131V94H130ZM139 93H141V94L139 95ZM244 93H245V92H244ZM28 94H29V95H28ZM32 94H33V93H32ZM98 94H101V95H98ZM102 94L104 95V98H103L104 100L101 98V97L103 96ZM111 94H112V95H111ZM115 94H117V95H115ZM120 94H121V95L123 94V96H121ZM124 94H125V95L127 94V97H128V95L130 94V95L132 96V100H134V102L132 101L134 104L131 103V101H130V103H128L130 99H127V100L125 99V102H124V98H127L126 96H124ZM154 94H160V93L158 92V93H154ZM161 94H162V96H163V93H161ZM164 94H166V93H164ZM198 94H199V95H198ZM240 94H241V95H240ZM33 95H35V94H33ZM166 95H167V94H166ZM196 95H197V96H196ZM201 95H202V96H201ZM228 95H232V98H231V99H227L226 97H227ZM95 96H96V97H95ZM98 96H99V97H98ZM100 96H101V97H100ZM105 96H106V97H105ZM116 96H117L118 100H119V99H120V100L122 99L121 101H119L120 104L122 103V104H121V107H120L119 103H117V99H115ZM119 96H121L122 98L119 97ZM139 96H140V97H139ZM164 96H165V95H164ZM214 96H215V95H214ZM32 97H33L32 95H31L30 97H28V102H29V100L32 99ZM107 97H108V98H107ZM230 97H231V96H230ZM29 98H30V99H29ZM97 98H99L100 100L97 99ZM105 98H106V103H103L102 105H100L101 102H103V101L105 102ZM128 98H131V97H128ZM133 98H134V99H133ZM33 99H34V98H33ZM95 99H97V100H99V101H101V102H97V103H96V100H95ZM199 99H202V100H199ZM102 100H103V101H102ZM108 100H109V101H108ZM111 100H112V101H111ZM152 100H153V101H152ZM32 101H33V100H31V103H32ZM122 101H123L125 104H124ZM127 101H128V102H127ZM195 101H194V102H195ZM225 101H226V102H225ZM107 102H108V103L110 102V103H112V104L109 103V106H108V103H107ZM138 102H140V103L138 104ZM141 102H142V103H141ZM145 102H146V103H145ZM182 102H183V103H182ZM198 102H199V103H198ZM31 103H30V104H31ZM99 103H100V104H99ZM136 103H137V104H136ZM96 104H97V105H96ZM104 104H106V106H105L106 108L103 107ZM114 104H115L116 107L114 106ZM123 104H124V107H123ZM128 104H129V105H128ZM142 104H144V105L142 106ZM156 104H157V105H156ZM118 105H119V106H118ZM177 105H178V106H177ZM186 105H187V106H186ZM28 106H30V105H28ZM98 106L101 107V108H99ZM117 106H118V107H117ZM126 106H130V107H128V108L126 109V108H125ZM150 106H149V107H150ZM163 106H165V105H163ZM196 106H197V105H196ZM259 106H260V107H259ZM259 106H258V109H259V111L261 112V113L259 114V115H260L259 118L261 117L262 119H264V117H263V116H264V106H263V104H261V103L259 104ZM262 106H263V108H262ZM92 107H93V109H92ZM107 107H108V108H107ZM110 107H113V108H112L113 110H112ZM119 107H120V108H119ZM122 107H123V109H122ZM131 107H132V108H131ZM159 107H160V106H159ZM165 107H167V106H165ZM181 107H182V108H181ZM184 107H185V108H184ZM109 108H110L113 112L110 111ZM114 108H116V109H114ZM150 108H151V107H150ZM187 108H188V109H187ZM261 108H262V109H261ZM105 109H107V110H105ZM124 109H125V110H124ZM138 109H140V107H139ZM144 109H145V108H144ZM192 109H193V110H192ZM204 109H206V110H204ZM94 110H93V111H94ZM103 110H104V111H103ZM108 110H109V113H107V115H106V112H108ZM172 110H174V111H172ZM238 110H239V111H238ZM93 111H91V112H93ZM101 111H103V112H101ZM190 111H191V113H190ZM89 112H88V113H89ZM111 112H112V113H111ZM153 112H155V111H153ZM227 112H228V113H227ZM94 113H95V112H94ZM118 113L115 114L116 117H117V114H118ZM198 113H199V114H198ZM109 114H110V115H109ZM111 114H112V115H111ZM153 114H154V115H153ZM195 114H196V115H195ZM234 114H235V115H234ZM88 115H89V114H88ZM94 115H95V114H94ZM162 115H163V116H162ZM83 116H84V115H83ZM83 116H82V118H83ZM85 116H86V115H85ZM149 116H150V117H149ZM179 116H184V117H183V118H178ZM204 116H205V117H204ZM152 117H153L155 120H154ZM155 117H157V118L160 117V118H158L159 120H158V119L156 120ZM161 117H162V118H161ZM142 118H143V117H142ZM203 118H204L205 120H204ZM222 118H223V117H222ZM261 118H260V120H261L262 122H264V120H262ZM84 119H85V118H84ZM115 119H116V118H115ZM126 119H127V118H126ZM200 119H201V120L203 119V120L201 121ZM95 120H94V122H93V125H95L94 123H97V122H95ZM127 120H128V119H127ZM127 120H126L125 123H124L125 125L127 124ZM139 120H142V119H139ZM139 120H137V121H139ZM143 120H145V119H143ZM172 120H173V119H172ZM111 121H112V122H111ZM129 121H130V123H128V124L131 126L132 129H131V131H130L131 133L129 132L128 135L130 134L131 136H133V133H132L133 131H132V130H133L135 127H132V125H133L134 122L132 123L131 119H129ZM129 121H128V122H129ZM137 121H136V122H137ZM198 121H199V122H198ZM200 121H201V122H200ZM207 121H208V122H207ZM87 122H88V121H87ZM104 122H105V123H104ZM109 122H110V123H109ZM149 122H150V121H149ZM156 122H157V123H156ZM203 122H204L205 125L203 124ZM205 122H207V123H205ZM98 123H97V125H98ZM103 123H104V124H103ZM131 123H132V125H131ZM137 123H138V122H137ZM137 123H136V124H137ZM140 123H141V121H140ZM152 123H153V124H152ZM86 124H88V123H86ZM128 124H127V126H129ZM142 124H143V123H142ZM144 124H145V122H144ZM150 124H151V125H150ZM263 124H264V123H263ZM97 125H96V126H97ZM100 125H98V126L100 127ZM125 125H123V127H121L120 130L123 129V128H125ZM134 125H135V124H134ZM134 125H133V126H134ZM201 125H202V126H201ZM261 125H262V124H261ZM103 126H101V127H102V129H101L102 132H103V128H104ZM113 126H114V125H113ZM189 126H190V127H189ZM207 126H208V127H207ZM262 126L264 127V125H262ZM101 127H100V128H101ZM148 127H149L150 130L148 129ZM184 127H185V128H184ZM198 127H199V128H198ZM200 127H201V128H200ZM213 127H215V128H213ZM216 127H217V128H216ZM263 127L260 128V129H258V130H261V129L263 130ZM100 128H99V129L97 128V129L99 130V132H101ZM116 128H117V127H116ZM126 128H128V127H126ZM156 128H157V130H156ZM180 128H181V129H180ZM182 128H183V129H182ZM158 129H159L160 131H158ZM202 129H203V130H202ZM98 130H97V131H98ZM104 130H105V129H104ZM115 130H116V129H115ZM128 130H129V129H127V131H128ZM181 130H182V131H181ZM207 130H208V131H207ZM262 130L259 131V132H260V133L263 132ZM106 131H108V132H106ZM106 131H105V136L102 135V134H100L99 132H97V133H99L100 135H102V137H103V136L106 137L105 140L108 142L109 140H111L110 138H111V136L114 135V133H112V131H110L109 129L106 130ZM124 131H126V130H123L122 133H123ZM147 131H148V132H147ZM153 131H154V132H153ZM170 131H171V132H170ZM102 132H101V133H102ZM120 132H121V131H120ZM158 132H159V133H158ZM97 133H96V135H98ZM106 133L111 134V136H109V134L106 135ZM126 133H127V132H126ZM153 133H154V134H153ZM211 133H212V134H211ZM103 134H104V133H103ZM135 134H136V133H135ZM140 134H139V135H140ZM199 134H200V135H199ZM261 134H262V133H261ZM96 135H94L95 138H97V137L99 136V135H98V136L96 137ZM130 135H129V136H130ZM154 135H155V136H154ZM232 135H233V133H232ZM263 135H264V134H263ZM131 136H130V137H131ZM136 136L138 137V134H136ZM143 136L138 137L139 140H138V139H136V140H137L138 142H139V141H140V142H141V141H142V142H145L148 138H145V137L142 138ZM80 137H81V138H80ZM80 137H79V141H83L82 136H80ZM100 137H101V136H99L98 139H99ZM107 137H108V138L110 137L109 140H107ZM130 137H129V138H130ZM134 137H135V136H134ZM134 137H133V138H134ZM162 137H163V136H162ZM230 137H231V135L229 136V138H230ZM83 138H84V137H83ZM140 138H141V139H140ZM150 138H149V139H150ZM159 138H160V137H159ZM229 138H228V140H229ZM81 139H82V140H81ZM85 139L88 140V136H87ZM102 139H103V138H102ZM151 139H152V138H151ZM86 140H84L83 142H84V143H86V142L88 143V141H86ZM94 140H96V139L93 138V141H94ZM103 140H104V139H103ZM144 140H145V141H144ZM233 140H234V137H233ZM85 141H86V142H85ZM229 141H230V140H229ZM138 142H135V143L133 142V143H134V145L137 143V147H139V145H138L139 143H138ZM142 142H141V144H142ZM240 142H242L243 145H245V143H246V142L243 143V142H244V139H242ZM84 143H83V144H84ZM105 143H106V142H105ZM105 143H103V144H105ZM108 143H109V142H108ZM81 144H82V143H81ZM141 144H140V145H141ZM86 145H87V144H86ZM84 146H85V145H84ZM91 146H93V145H90V148H89V149L93 148V147H91ZM119 146H120V145H119ZM85 147H86V146H85ZM107 147H108V146H107ZM100 148H101V149H103V148L107 149V148H106V145H104V147L102 146V147H100ZM169 148H170V147H169ZM169 148H168V149H169ZM243 148H244V149H243ZM243 148H242V146H241L240 150L238 149V150H239L238 152L241 151L242 154H241V153H237V151H236V154H235V151H227L226 148L223 149L224 151L221 150L222 152L216 151V152L212 153L211 155L209 154V158H208V160H209L208 162H209V163H208L207 165L204 164V166L201 165V166L198 168V170H202V172H203V171H206V167H205V166H211V164H215V162H217V159L220 158V156H221V157H223V159H221V164H223V165H220L219 168L221 169V171L223 172V174H226V175H229V176L232 175V176L230 177V181H229V182L226 180L227 183L230 184V185L226 184V185H228V186H226V188H225L226 190L224 189V191H222V193H224V194H221V193H219L218 191H216V194H215L214 196H208L206 193H204V196H202V197L199 198V199L194 198L193 195H192V194H194V191L197 190L196 187H195L196 185H194V186H182L181 188H179V187H177V186H175V185H173V184H171V186H172V185H173V186L170 187V185H167V184L164 183V181H165L164 179H165L166 176H167L166 174H168L167 172H169L168 170H171V168H172V170H173V171H172V170H171V171H172V173H174V174H180V171H183L182 174H183V173L185 174V173H187V172H191V170H193L192 168H189V167H186V168H185V167H184V168H183V167H182V168L178 167V166H180L179 163H181V159H182V158H181V157H182L181 154H182V153L179 154V155L177 154V155L173 156V159H172L173 161H172V162L169 161V162H170V165L167 164V162L164 163V164H167V165L164 166L163 169H165L166 167H167V168L165 169L166 171L162 169L161 172H160V173H161L160 176H162V178H161V180H160V181H161V187H160V189H159L158 191H159L160 195H162V197H165L166 199L164 200V202H163L164 206H162V210L160 211V212H161L160 217H159L160 220H161V218H164V221H163V222L166 221V222H168L169 224H171V223L174 222V224H176V226H177V227H175V228H178V231L181 232V233H182V232H183V233H184V232L186 233V231L189 232L192 228H193V230H197L198 232H201L202 235H203V237H202V235H201V237H200V239H202L201 242H202V244H206V247H207L208 251H210V252L212 253V252H214V251L216 250V252L218 251L219 253L222 252V253H226V254H228L227 252H229L228 250L230 249L231 246L226 247L227 245H224V244H227V243H228L229 245L232 244V243L230 244V243L228 242V241L231 239V237H232V236H231V237L229 236V235H231L232 233H230L231 230H228V229H232V230H233L234 228H236V229H238V230L240 231V232H239V231L237 230V231H236L237 234H240V233L242 234L243 232H242L240 229H242V228L244 229V227L241 228L240 225H244V226H245V224H247V223H248L249 225L253 223L252 225H250V227H249V225H248V227H249L250 229L247 227V228L249 229L247 232H248V234H249V232H251L250 236H253V238L255 237V238H254V243H252V244L248 243V244L246 245V246H247V250H246V252H248V253L245 252L244 254H245L246 257H249V256L252 257V256H254L253 254H254L255 252H254L253 250H255V248H256L255 246H259L260 248L263 246V236H262L263 232H262L261 230L264 229V225H263V224H264V220H263V219H264V213H263L264 210H259V211H262V212H257L256 214H254V212H256V211H251V207L254 208V206L251 205V204H252V203H254V205L256 204L258 208L255 206L256 209H255V208H254V209H255V210H258L259 208H261V207H259V206H260V203H261V199L259 200L260 202H259V201H256V200H258L259 196H256V197H258V198H256V197H253V196H255V195H252V198H251V197H250L251 195H248V194H252V193L254 194V193H255V191H254V192L252 191V188L255 189V188H254V184L256 185V186H255V187H256V190H258V191H259V187L262 186V182H263L262 179H263V176H264V175H262V174H263V173H262V174H259V175L256 176V174H258L257 172L260 170V168H262V171L264 170V169H263V168H264V167H263V166H264V163H263L264 161L260 162L261 160H264V158H261V157H260V154H262L263 151L260 152V154L257 153V154H259V155H258V157H259V161L256 160V161H258V162H255V156H256L255 152H252V153H254V155H252V153H251L250 151H249V153H247L248 151L246 152L245 147H243ZM105 149H104V150H105ZM115 149H116V148H115ZM115 149H114V150H115ZM119 149H120V151H122V150H121L122 148L119 147ZM119 149H118V147H117V150H118L117 153H118V154H117L116 157H118V156H122V154H123V152H121L122 154H120ZM133 149H134V148H133ZM168 149H167V150H168ZM81 150H82V151H81ZM86 150H88V149H86ZM86 150L84 151V147H83V145H81V149L79 150V153H78V154H77L78 150L75 148L74 151H72L71 153H68L69 155H68V154H66V155H67V158L69 157L70 159H71V157H72V159H74V158H76V157H77V158H83V159H86V160H84V161H86V162L88 163V162L90 161V160H89L90 158L87 157V158H88V161H87L86 156H87V155L89 156V153H88L87 155L84 154L85 152H87ZM169 150H170V149H169ZM225 150H226V151H225ZM244 150H245V152H244ZM75 151H76V152H75ZM83 151H84V152H83ZM91 151H92V149H91ZM100 151H101V150H99V152H100ZM106 151H107V150H105V152H106ZM73 152H74V153H73ZM88 152H90V150H88ZM93 152H94V151H93ZM101 152H102V154L105 153V152H103V151H101ZM217 152H219V153H217ZM225 152H227L228 155H227ZM75 153H76V156H75ZM81 153H82V154H81ZM90 153H91V152H90ZM220 153H221V154H220ZM243 153H244V154L247 153L250 157H252V158L254 157V159H250V157L248 158L247 154H246V155H243ZM112 154H113V153H112ZM77 155H78V156H77ZM80 155H81V157H80ZM85 155H86V156H85ZM90 155H91V157H92V156L94 155V153H93V155H92V154H90ZM98 155L101 156V154H98ZM199 155H201V154H199ZM216 155H217V156H216ZM232 155H233V156H232ZM234 155H235V156H234ZM236 155H237V156H236ZM242 155H243V156H242ZM251 155H252V156H251ZM263 155H264V153H263ZM263 155H261V156H263ZM228 156H229V157H228ZM177 157H178V158H177ZM226 157H227V158H226ZM240 157H241V158H240ZM243 157H245V158H243ZM256 157H257V156H256ZM263 157H264V156H263ZM69 158H68V159H69ZM93 158H94V157H93ZM95 158H96L97 161L100 159V157L98 158V156H96ZM95 158H94V160H95ZM236 158H237V159H236ZM238 158H239V159H242V158H243L244 161H245V159H247L248 162H247V160H246L245 162L242 163V160H238ZM153 159H154V158H153ZM175 159H176V160H175ZM179 159H180V160H179ZM256 159H257V158H256ZM260 159H261V160H260ZM91 160H92V159H91ZM222 160H223V161H222ZM225 160H226V161H225ZM232 160L234 161L233 163H235V164L232 163ZM237 160H238L239 162H240V161H241V162L239 163ZM250 160H252V163H253V164L255 163V166H256V167L254 166V168H255V169L258 168L257 170H255V172H252V170L254 171V168H253V169L251 168V166L253 167V164H251V161H250ZM62 161H63V160H62ZM97 161H96V162H97ZM105 161H106V162H104V164L101 163V164H103V165L99 164L101 167H103L104 169L106 168V170H107V171H105V172L103 171V172H104V176H103V177H104V178L107 177L108 179H107V178H105V179L109 180L108 174H110L109 176H111V180H112V178H113V174L111 173V171H110V172L108 171L109 169H110V170H112V169H111L109 163L107 162V160H105ZM151 161H152V160H151ZM176 161H177V162H176ZM179 161H180V162H179ZM253 161H254V162H253ZM60 162H61V161H60ZM64 162H65V161H64ZM64 162H62V163H64ZM70 162H71V161L68 160V162H65V163L63 164V166H64L65 164H67V163H70ZM81 162H83V160H82ZM86 162H83V163L80 165V160H79L78 168H79V166H80V170H79L80 173L84 172L85 170L88 171V167H89V169H90V166H87V163H86ZM152 162H153V161H152ZM152 162L149 161V163H150V166H148V167H149V170H151L150 167H152V165L156 162V159H155V162H154L153 164H151ZM228 162H229V163H228ZM236 162H238L239 164H238V163L236 164ZM73 163H74V162H73ZM75 163H76V162H75ZM106 163H107V164H106ZM156 163H157V162H156ZM174 163H175V164H174ZM182 163H183V162H182ZM246 163H247L248 165H249V163L251 164V165H249L250 169H249V167H248V165H247ZM261 163H263V165H261ZM89 164L91 165V164H95V163L90 161ZM89 164H88V165H89ZM105 164H106V165H105ZM157 164H158V163H157ZM172 164H173V165H172ZM225 164H226V165H225ZM245 164H246V166H244ZM259 164H260V167H259ZM60 165H62V164H61V163H58L57 166H59V168H61ZM96 165L98 166V169H99V165H98L97 163H96ZM96 165H91V166H93V168H91V169H94V166L97 167ZM104 165L107 166L109 169H107V167H105ZM148 165H149V164H148ZM236 165H238V166H236ZM242 165H243V166H242ZM63 166H62V167H63ZM66 166H67V165H65L64 168H66ZM83 166H85V167H83ZM154 166H156V164H155ZM181 166H182V164H181ZM234 166H235V167H234ZM239 166H240L241 168L244 167V169L242 168L241 171H238V170L240 169ZM81 167L83 168V171H82V168H81ZM86 167H87V168H86ZM173 167H177V168L174 169ZM232 167H233V168H232ZM236 167H238V169H237ZM245 167H246L247 169H246ZM56 168H57V167H56ZM69 168H70V169H69ZM71 168H72V167H68V168H66V169H68V170L71 172ZM73 168H76V169H77L76 166H74ZM73 168H72V170H73ZM103 168H100V169H103ZM146 168H147V167H146ZM169 168H170V169H169ZM219 168H218L217 170H219ZM230 168H232L233 170L230 171ZM235 168H236V169H235ZM66 169L63 170L64 173H67V170H66ZM98 169H94V170H92V171L94 172V171L96 170V172H100V170H98ZM143 169L146 170L145 172H147V170H148V169H145V168H143ZM153 169H154V167H153ZM223 169H224V170H223ZM226 169H227V170H226ZM245 169H246V170H245ZM248 169H249V170H248ZM251 169H252V170H251ZM74 170H75V169H74ZM74 170H73V172H71V175H70V172H69V174L67 173V176H66L67 179H69L68 176H70V179H69L68 182H71V185H69V184H68L69 186L66 185L68 188H66V187H65V189L62 188V189H61V190H62L61 192H62V193H63V192H64V193H67V192H68L67 194H69V195H66L67 198H70L71 196H72L73 198L76 197V198H74V199H75L74 201H76V200L78 199V197H77V195H78V196H79V200H77V201H79L78 203H80V206H81V204H82L81 202H84L85 200H87V198L89 199L90 197H93L94 199H95V198L97 199L98 197H95V195H94L95 193H94V192H92L93 194L91 193V196L88 197V196L90 195V193H89V195L87 196L88 191H87V194H85V195L87 196V198H86V196H85L84 194H82V195L80 196V195H79L80 192H79L77 195L75 194V196H74V193H77L79 189H80L79 191H82L83 189L86 190V188H88V186L90 187V185H88V184L84 186V183L82 184L81 182H79V183L82 184V185L79 184V186H76V185H75L76 188L73 187V186H74V181H73L72 179H73L74 177H76V176H75L76 174L74 173ZM97 170H98V171H97ZM184 170H185V172H184ZM207 170H208V169H207ZM243 170H244L245 172H244ZM49 171H50V170H49ZM77 171H78V170H77ZM87 171H85L84 173L86 174ZM92 171H91V172H92ZM101 171H102V170H101ZM141 171H142V170H141ZM162 171H163V172H162ZM175 171H177V172H179V173H176ZM208 171H209V170H208ZM219 171H220V170H219ZM227 171H228V172H227ZM247 171H248V173L251 172L252 174H251V175H250V174L246 175ZM51 172H53V170H52ZM89 172H90V171H89ZM89 172H87V173H89ZM107 172H108V174H107V176H105V173H107ZM112 172H113V171H112ZM145 172H144V173L142 172V174H146ZM148 172H149V171H148ZM229 172H230V173H229ZM235 172H238V173H236V175H235ZM241 172H243V173L240 174ZM72 173H73V174H72ZM84 173H82V174L84 175V176H82V178H86V177L88 176L86 180H88V178H89V180H90V178L93 179V177L90 175V174H93V173L86 174V175H85ZM140 173H141V172H139V174H140ZM253 173H254V174H253ZM54 174L57 176V173H54ZM95 174H96V173H95ZM100 174H101V173H100ZM142 174H141V175H142ZM184 174H183V175H184ZM238 174H240V175H238ZM50 175H51V178H53V177H52V174H50ZM102 175H103V173H102ZM102 175H101V177H102ZM137 175H138V174H137ZM164 175H165V176H164ZM233 175H234V176H233ZM237 175H238V176H237ZM243 175H244L245 178L242 177ZM245 175H246V176H245ZM254 175H255V178H253ZM260 175H261V176H260ZM56 176H55V177H56ZM93 176H94V175H93ZM95 176H97V175H95ZM99 176H100V175H99V173H98V177H97V179L100 180L101 177L99 178ZM249 176H250V177H249ZM135 177H136V176H135ZM163 177H164V179H163ZM239 177H240V178H239ZM246 177H247L248 179H247ZM259 177H260V179H261V177H262V179H261V181H260V182H261L260 185H259V182L256 181V180L259 179ZM71 178H72V179H71ZM77 178H78V177H77ZM77 178H76V179H77ZM79 178H80V179H79ZM79 178H78V181H79V180L81 181V179H82L81 176H79ZM104 178H103V179H104ZM133 178H134V177H133ZM227 178H228V176H227ZM233 178H234V180H233ZM236 178H237L238 181L236 180ZM249 178H251V180H249ZM256 178H257V179H256ZM74 179H75V178H74ZM76 179H75V180H76ZM92 179H91V180H92ZM97 179H96V182H95V178H94V183H95V184L97 183ZM103 179H102V181H103ZM239 179H240L241 182H243V181L246 179V180L244 181V189H243V187H242V186H243V183H242V185H240L241 182L239 181ZM241 179H242V180H241ZM253 179H255V180H254L255 183H254ZM71 180H72V181H71ZM83 180H84V179H83ZM131 180H132V179H131ZM133 180H134V179H133ZM232 180H233V181H232ZM235 180H236V181H235ZM248 180H249V181H248ZM263 180H264V179H263ZM84 181H85V180H84ZM134 181L137 182L136 180H134ZM134 181H133V182H134ZM246 181H247V184L245 185V182H246ZM251 181H252V182H251ZM76 182H77V180H76ZM76 182H75V183H76ZM82 182H83V181H82ZM85 182L87 183V181H85ZM88 182H89V184H90V181H88ZM91 182L93 183V181H91ZM98 182H99V181H98ZM109 182H110V181H109ZM131 182H132V181H131ZM133 182L131 183L132 185L134 184ZM235 182H236V183H235ZM249 182H250V185L247 186V185L249 184ZM256 182L258 183V185H257ZM92 183H91V184H92ZM94 183L92 184V186H94ZM103 183H104V182H103ZM103 183H102V184H103ZM106 183H107V181L105 180V183H104V184H106ZM163 183H164L165 185H163ZM237 183H238L239 185H238ZM97 184H98V183H97ZM100 184H101V182H100ZM108 184H109V183H108ZM108 184H106L105 187H103L102 185H99V186H102V187H103L101 190H105V188L108 186ZM124 184H125V183H124ZM236 184H237V185H236ZM251 184H252V185H251ZM72 185H73V186H72ZM80 186H83L84 188L82 189V187H80ZM86 186H87V187H86ZM96 186H97V185H95L96 190L94 189V191H97V189L99 188V187L97 188ZM162 186H163V187H162ZM166 186H169V187H166ZM229 186H230V187H229ZM235 186H236V187H235ZM237 186H238V187H237ZM46 187H47V186H46ZM48 187H49V186H48ZM77 187H79V188L77 189ZM85 187H86V188H85ZM119 187H121V186H119ZM126 187H127V186H125V187L122 186L121 189L123 190V189H125ZM132 187H133V186H132ZM132 187H129V188H130V191H131ZM134 187H135V186H134ZM134 187H133V189L136 190V189H135L136 187H135V188H134ZM174 187H175V188H174ZM190 187H191V188H190ZM240 187H241V189H243V191H242L241 189H240V190L237 189V188H240ZM249 187H250L251 190H249V189L246 190V189H245V188H249ZM251 187H252V188H251ZM70 188H71V189H70ZM93 188H94V187H92V190H93ZM100 188H101V187H100ZM108 188H109V186H108ZM108 188H107V190H108ZM129 188H128V189H129ZM166 188H167V189H166ZM168 188H170V189H168ZM185 188H186L187 191L184 190ZM227 188H229V189L227 190ZM232 188H233V189H232ZM48 189H49V188H47L46 191H48ZM67 189H68V190H67ZM81 189H82V190H81ZM88 189H89V192H90L91 189H90V188H88ZM128 189H126L127 192L129 191ZM163 189H164V190H163ZM171 189H172V190H171ZM180 189H181V190H180ZM182 189H183V191H185V192H183ZM72 190H74V192H72ZM101 190H100V191H101ZM138 190H139V188H137L136 191L138 192ZM165 190H166V191H165ZM174 190H178V191H174ZM192 190H193V191H192ZM232 190H233V191H232ZM245 190H246V191H245ZM248 190H249V191H252V192L250 193ZM66 191H67V192H66ZM120 191H121V190H120ZM126 191H125V192H126ZM225 191H226V192H225ZM227 191H228V192H227ZM231 191H232L233 193H231ZM70 192H71V193H70ZM102 192H103V191H102ZM174 192H175V193H174ZM176 192H177V193L179 192V194H180V197H179V198H182L184 202H182V199L176 198L177 202H176L175 204L171 203V201H174V200H172L171 198H168V197H167V193H168V195H169V193H170V194H171V193H172V194H177ZM181 192H182V193H181ZM190 192H191L192 194H191ZM229 192H230V193H229ZM241 192H242V193H241ZM245 192L248 193V194H247V197H246V193H245ZM48 193H49V191H48ZM52 193H53V192L50 191L49 194L51 195ZM72 193H73V194H72ZM81 193H82V192H81ZM104 193H105V191H104ZM118 193H119V191H118ZM131 193H134V191H133V192L131 191ZM131 193L128 192V197L131 196ZM135 193H136V192H135ZM165 193H166V194H165ZM186 193H187V194H186ZM188 193H189V194H188ZM228 193H229V195H228ZM243 193L245 194L244 197H246V198H244V199H243V196H242ZM259 193H260V192H259ZM259 193H258V195H260ZM46 194H47V192H46ZM96 194L99 195V194H101V193H99V192L97 193V192H96ZM129 194H130V195H129ZM137 194H138V193H136V196H137ZM164 194H165V195H164ZM179 194H177L176 196L178 197ZM225 194H226V195H225ZM230 194H231V195H230ZM237 194H238V195H237ZM240 194H241V195H240ZM255 194L257 195V193H255ZM62 195H63V194H61L60 191H59V192H55V191H54V196H53V195H51V196L54 197V198L56 197L57 199H59L58 197H59V196L62 197ZM64 195H65V194H64ZM64 195H63V196H64ZM70 195H71V196H70ZM105 195H107V194L105 193ZM132 195H133V194H132ZM163 195H164V196H163ZM188 195H189V196H188ZM190 195H192V197H191ZM223 195H224V196H223ZM84 196H85V197H84ZM96 196H97V195H96ZM99 196H100V195H99ZM125 196H127V195L125 194ZM136 196H135V197H136ZM138 196H139V194H138ZM151 196H153V195H151ZM154 196H155V195H154ZM154 196H153V197H154ZM174 196H175V195H174ZM216 196H217V197H216ZM222 196H223V197H222ZM237 196H238V197H237ZM240 196H241V199H240ZM72 197H71V198H72ZM82 197H83V199H85V200H83ZM105 197H106V196H105ZM115 197H116V196H115ZM135 197H134V198H135ZM187 197H189V198H187ZM214 197H215V199H216V198H217V199L215 200ZM218 197H219V198H218ZM224 197H225V199H223ZM227 197H228V198H227ZM232 197H233V198H232ZM235 197H237V198H235ZM248 197L251 198V200L249 199V200L246 201V199H248ZM73 198H72V199H73ZM93 198H92V199H93ZM130 198H131V197H130ZM132 198H133V196H132ZM154 198H155V197H154ZM184 198H185V199H184ZM192 198H193V199H192ZM208 198H209V199H208ZM211 198H212V199H211ZM254 198H255V199H254ZM80 199H81L82 201H80ZM200 199H201V200H200ZM222 199H223V200H222ZM234 199H235V200H234ZM238 199H239L240 201H238ZM252 199H253L254 201H253ZM131 200H132V199H131ZM134 200H135V199H134ZM134 200H133V201H134ZM137 200H138V197H137ZM150 200H151V199H150ZM180 200H181V201H180ZM187 200H188V201H187ZM193 200H194V201H193ZM202 200H203V201H202ZM205 200H206V201H205ZM218 200H219V201H218ZM229 200H231L234 204H233L232 202H230ZM244 200H245L247 203H246ZM68 201L70 202V199L66 200L67 204H68ZM77 201H76V202H77ZM135 201H136V200H135ZM151 201L154 203V202H155V199H152ZM151 201H148V202L152 204ZM179 201H180V203H179ZM190 201H191V202H190ZM207 201H208L209 204L207 203ZM211 201H213V202H211ZM217 201H218V202H217ZM243 201L245 202V205H244V202H243ZM255 201H256V202H255ZM166 202H168V204H167ZM193 202H194V203H193ZM205 202H206V204L204 205L203 203H205ZM221 202H223V203H221ZM224 202H226L227 206H225L226 204H225ZM235 202H237V203L235 204ZM110 203H111V204H110ZM134 203H136V202H134ZM137 203H138V202H137ZM140 203H141V202H140ZM140 203H138V206H140ZM187 203H189V204H187ZM195 203H196V204H195ZM197 203H198V204H197ZM216 203H217V204L219 203V204L217 205ZM239 203L242 204V206H240ZM248 203H249V205H248ZM106 204H107L106 206H104L103 203L101 204L105 209L102 208L101 205H98V206H100V209H98L99 207H96L95 210H96V209H98V210H96L95 212H97V211L100 212V211H101V208H102V210L104 209V211H106V213L109 214V211L107 210V209L109 208L108 206L112 205L113 203L110 202V201L108 200V201L106 202ZM109 204H110V205H109ZM132 204H133V203H132ZM179 204H180V205H183V206L181 207ZM210 204H214L216 207H215V206L213 207V206H211ZM220 204H221V205H220ZM231 204H232V205H231ZM77 205H78V204H77ZM83 205H84V204H83ZM95 205H96V204H95ZM95 205H94V206H95ZM116 205H118V204H115V206H116ZM136 205H137V204H136ZM168 205H169V206H168ZM175 205H176L177 207H176ZM190 205H191V206H194V207H195V205H197V206L199 205L200 207L198 206V208L195 209L193 212H191V213H192V214H191L190 211H189V209H188V208L191 207ZM209 205H210V206H209ZM228 205L231 206V210H232V212H230V211L228 210V209L230 208V206H228ZM233 205H234V206H233ZM236 205H237V206L239 205V206L237 207ZM258 205H259V206H258ZM123 206H124V205H123ZM126 206H127V205H126ZM153 206H154V205H153ZM172 206H173V207H172ZM201 206H202V207L204 206V207L202 208ZM207 206L210 207V209H209V211L211 212V213L209 212L210 214L207 213V212H208V211H207L208 209L206 208ZM217 206L220 207L219 210H218L219 212H218L217 210H214V209H216V208L218 209ZM221 206H224V209H221V208H223V207H221ZM244 206H245V208H244ZM246 206H248V207H246ZM250 206H251V207H250ZM106 207H108V208H106ZM117 207H120V206H116V207H114V208H117ZM124 207H125V206H124ZM225 207H226V208H225ZM227 207H229V208L227 209ZM234 207H237L236 209H239V211H237L236 209H233ZM240 207H241L242 209H240ZM81 208H82V209H81ZM110 208H112V207H110ZM110 208H109V209H110ZM126 208H127V207H126ZM126 208H125V211L127 210ZM154 208H155V207H154ZM172 208H173V209H172ZM176 208H177V209H176ZM183 208H185V209H183ZM246 208H247V210H246V212H245V209H246ZM78 209H79V208H78ZM83 209H84L83 207H80V210H82V211L84 212L83 215L87 213V212H86L87 210H89V211L92 212L93 214H89V213H88V215H90V216H94V212H93V210H91V209L83 210ZM93 209H94V208H93ZM123 209H124V208H123ZM151 209H153V208H151ZM165 209H166V210H165ZM198 209H199V210H198ZM206 209H207V210H206ZM243 209H244V210H243ZM80 210H78V212H79ZM110 210H112V209H110ZM153 210H154V209H153ZM167 210H168V211H167ZM205 210H206V211H205ZM220 210H221V211H222V210H225V212L222 213V214H220V213H221ZM226 210H227V212H226ZM248 210H249V211H248ZM89 211H88V212H89ZM115 211H116V209L114 210L115 215H116V214H117V215L120 214V211H119V212H115ZM117 211H118V209H117ZM183 211H184V212H183ZM195 211H196V212H195ZM198 211H199V212H198ZM200 211H201V214H202L203 211H205L204 213H206V214L203 213V216H201V215H200ZM212 211H213V214H212ZM215 211H216L217 214L215 213ZM233 211H235V212H233ZM236 211H237V212H236ZM250 211H251L252 213H250ZM85 212H86V213H85ZM123 212H124V210L121 212V214H122ZM152 212H153V211H152ZM156 212H157V211H156ZM156 212H155V213H156ZM178 212H180V213H178ZM187 212H189V213H187ZM222 212H223V211H222ZM228 212H229V213H228ZM79 213L82 214V212H79ZM111 213H113V212L111 211ZM150 213H151V212H150ZM163 213H165V214H163ZM230 213H231V214H230ZM233 213H234V214H233ZM59 214H61V216L65 215V214H63V213H59ZM98 214H99V215L95 214V217H98V216L100 217V216H101L102 218H101V217H100V218H95L97 221H95V219H92L93 217L90 218V219H92L93 221L90 220L89 217H88V215H87L88 218L86 217V218H83V219H82V216H83V215H81V219H82V220L85 219V221H86V220L88 219L89 222H91V221L94 222V221H95V222H94L95 224L93 223V224H94L93 226H94L95 228L92 226V223L90 224V223L88 222V220H87L88 224H86L85 226L83 225V227H85V228L88 227V229H90V230H92V229H93V230H94V229L96 230V227L98 226L97 229L100 227L99 230L102 229L101 231H103V229H104L103 226H105V223H104V222H106V224H107V223L109 224V222H108L109 219L107 218V217H108V214L105 215V212H103V211H101V212L98 213ZM100 214H101V215H100ZM153 214H154V213H153ZM189 214H191L192 216L188 219V217L190 216ZM193 214H194V215H193ZM215 214H216V215H215ZM223 214H224V216H223ZM226 214H227V215H226ZM229 214H230V215H229ZM232 214H233V215H232ZM246 214H247V215H246ZM257 214H258V215H257ZM262 214H263V215H262ZM122 215H123V214H122ZM151 215H152V214H151ZM155 215H158V214H155ZM180 215H181V216H180ZM182 215H183V216H182ZM221 215H222V216H221ZM239 215H240V216H239ZM249 215H250V216H249ZM251 215H252L253 218L251 217ZM253 215H254V216H253ZM255 215H256L257 218H255ZM261 215H262L263 217H262ZM79 216H80V215H79ZM85 216H86V215H84V217H85ZM104 216H107V217H104ZM133 216H134V217L131 218V220H130L131 222H130V223H131V224L133 223V225H135L136 223H134V222H136L137 220L134 221V220H135V215H133ZM145 216H148V215H145ZM149 216H150V215H149ZM149 216H148V219H150ZM158 216H159V215H158ZM172 216L176 217V219H174V220H178L177 223H175L176 221L171 222V217H172ZM185 216H186V217H185ZM199 216H201V217H199ZM204 216H205V217H204ZM206 216H207V217H206ZM212 216H214L215 218H218V220H220V218H222L221 221H220L221 223H220V222H216V221H218V220L215 219V218H213ZM217 216H218V217H217ZM259 216H261V217H259ZM141 217H142V216H141ZM167 217H168V218H167ZM180 217H181V218H180ZM193 217H194L195 219H194ZM208 217H209V218H208ZM227 217H229L228 220H226ZM238 217H239V218H238ZM244 217H245V218H244ZM246 217H247V218H246ZM248 217H249V219L251 220L252 223L249 222ZM258 217H259V218H258ZM133 218H134V219H133ZM151 218H153V217H151ZM157 218H158V217H157ZM186 218H187V219H186ZM192 218H193V220H192ZM196 218H197V219H196ZM198 218H200V219H198ZM201 218H202V219H201ZM205 218H207L208 220H206ZM210 218H211V220H210ZM223 218H224V219H223ZM225 218H226V219H225ZM260 218H261V219H260ZM262 218H263V219H262ZM129 219H130V218H129ZM129 219H128V220H129ZM132 219H133V220H132ZM167 219H168V220H167ZM212 219H214V220H212ZM234 219H236L237 221H234ZM246 219H247V220H246ZM253 219H254V220H253ZM50 220H52V219H50ZM138 220H139V219H138ZM140 220H141V219H140ZM140 220H139V221H140ZM150 220H151V219H150ZM153 220H154V219H153ZM153 220H152L151 222L148 221L147 223H146V222H144V223H146V224H148V223L150 224V223H151V224H152ZM162 220H163V219H162ZM205 220H206L207 222H205V224H204V226H203L202 224H203V222H204ZM209 220H210V222H212V223H210V222L208 223ZM215 220H216V221H215ZM222 220L225 222V223H224V222H223V223L226 224V226L224 225V228L226 227V229L223 228V229L221 230L219 227L222 228V226H223ZM241 220H242V222H241ZM243 220H244V221H243ZM99 221H100V222H99ZM101 221H103V222H101ZM126 221H127V220H126ZM144 221H145V220H144ZM158 221H159V219H158ZM158 221H157V219H156V217H155V222H153V223H154L153 226H154ZM188 221H190V222H189V226H187V225H188V224H187ZM197 221H199V222H197ZM260 221H261V222H260ZM81 222H82V221H81ZM87 222H84V221H83V224H85V223H87ZM96 222H97V223H96ZM142 222H143V220H142ZM161 222H162V221H161ZM181 222H182V223H181ZM183 222H184V224L186 223V224H185V225H186L185 227L183 226ZM214 222H215V223H214ZM255 222H256V223H255ZM262 222H263V223H262ZM101 223H102V224H101ZM138 223H139V222H138ZM168 223H166V224L169 225ZM190 223H191V224H190ZM192 223H193V224H192ZM194 223H195V224H194ZM199 223H200V224H199ZM213 223H214V224H213ZM216 223L219 224V225L215 226ZM89 224L91 225V227L89 226ZM99 224H100V226H99ZM177 224H178V225H177ZM237 224H238L240 227H239ZM255 224H256V225H255ZM96 225H97V226H96ZM102 225H103V226H102ZM136 225H137V224H136ZM190 225H191L192 227H191ZM197 225H198L199 227H198ZM206 225H207V226H206ZM213 225H214V227H212ZM221 225H222V226H221ZM140 226H141V225H140ZM140 226H138V227L136 226L137 229L139 228V230H140V228H141ZM146 226H147V225H146ZM146 226H145V227H146ZM153 226L151 225V227H153ZM182 226H183V227H182ZM200 226H201V227H200ZM209 226H210V227H209ZM218 226H219V227H218ZM251 226H252V227H251ZM92 227H93V228H92ZM105 227H106V228H109V229L112 228V226H109V227L105 226ZM136 227L133 226L134 230H137V229H135ZM147 227H148V226H147ZM149 227H150V226H149ZM166 227H167V226H166ZM186 227H187V229H183V228H186ZM190 227H191V228H190ZM195 227H196V228H195ZM202 227H203V228L206 227V229L208 228V229H207L208 231L205 230V228H204V229H201ZM211 227H212V228H211ZM216 227H217V229L219 228L221 232H222L223 230H224V231L226 230L228 233H230V234H228V236L230 237V239H229V237L227 236L226 238H228V240H225V241H227V242H226V243L224 242L223 245H221L222 240H219V239L216 240V237H215V236H218L219 238H222V239H226V238L223 237V236L221 237V235H223L224 233L219 232V229H218V230H217V229L214 230ZM245 227H246V226H245ZM91 228H92V229H91ZM106 228H105V229H106ZM131 228H132V227H131ZM143 228H144V227H143ZM143 228H142V229H143ZM247 228H246V230H247ZM109 229H107V230L109 231ZM144 229H145V228H144ZM199 229H200V230H199ZM209 229H210L211 231H210ZM212 229H213V230H212ZM236 229H235V230H236ZM246 230H245V231H246ZM105 231H106V230H105ZM213 231H214V233H215V232L220 233V235H218V234H217V235L213 234ZM224 231H223V232H224ZM245 231H244V232H245ZM259 231H260V232H259ZM208 232H209V233H208ZM234 232H235V231H234ZM236 232L232 234V235L234 236L233 238H234V239H236V238L239 239L238 237L235 238V236H237V235H236ZM185 233H184V234H185ZM205 233H206V234H205ZM207 233H208V234H207ZM210 233L213 234V235H215V236L212 237ZM260 233H261V234H260ZM234 234H235V235H234ZM241 234H240V235H241ZM245 234H247V233H245ZM245 234H244V236H245ZM248 234H247V236H249ZM185 235H186V234H185ZM204 235H205V236H204ZM226 235H227V234H226ZM209 236L211 237V239H210ZM242 236H243V234H242ZM244 236H243V237H244ZM205 237H206V238H205ZM214 237H215V238H214ZM243 237H240V238L242 239ZM257 237H258V238H257ZM185 238H186V237H185ZM207 238L210 239V240H208ZM212 238L214 239L213 242L216 240V242H215L216 244H218L217 242H220V241H221L220 245L217 246V245H215V243H213V242H212V243H213V244H212V243H211ZM203 239H204V240H203ZM205 239H206V240H205ZM186 240H187V239H186ZM223 241H224V240H223ZM231 241H233V243L235 242V240H233V239H231L230 242H231ZM236 241H238V240H236ZM203 242H204V243H203ZM206 242H207V243H206ZM258 242H259L260 244H259ZM210 244H212V245H210ZM256 244H257V245H256ZM214 245H215V246H214ZM248 245H249V246L251 245V247L249 248ZM261 245H262V246H261ZM221 246H223V248H224L223 250H224V251L226 250L227 252H226V251L223 252L222 248H221L220 250L217 248V247L220 248ZM211 247H212V248H211ZM254 247H255V248H254ZM259 247H257V250H258ZM214 248H216V249H214ZM253 248H254V249H253ZM245 249H246V248H245ZM248 249H249V250H248ZM250 249H251V251H250ZM255 251H256V250H255ZM256 252H258V251H256ZM226 254H225V255H226ZM255 254H256V253H255ZM223 255H224V254H223ZM223 255H221V256L223 257V258L221 257V258H222L221 260H222V261H225V262L227 263L229 260H227V259H228L227 256H225L226 258H224ZM251 255H252V256H251ZM223 259H224V260H223ZM247 259H248V258H247ZM226 260H227V261H226ZM248 260L250 261V259H248ZM248 260H245V261H248ZM230 263H231V262H230Z\"/></svg>",
    "mask_w": 264,
    "mask_h": 264
}]
</instances>
